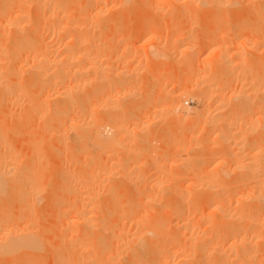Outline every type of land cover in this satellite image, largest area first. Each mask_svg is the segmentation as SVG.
<instances>
[{
  "label": "rangeland",
  "instance_id": "374dc122",
  "mask_svg": "<svg viewBox=\"0 0 264 264\" xmlns=\"http://www.w3.org/2000/svg\"><path fill=\"white\" fill-rule=\"evenodd\" d=\"M7 1H8L7 3H9V4H7L5 2V0H4V5L3 6H7V9H8V6H9V8H11V3H13V1H16V0H11V1L7 0ZM18 1H20V0H18ZM77 1H78V3L75 2V0H66L63 3V0H61L62 6H66L67 7V8H65V7H62V8L63 9L65 8V10L66 9L69 10V13H66L68 10H66V11L64 10V12L66 14H70L69 16H71L73 18L76 17L78 19L79 16L83 17L81 15H85V13L84 14H81V13L78 14L77 12H81L82 8H83L82 12H85L86 11L84 9L85 7H86V9L90 8V4L87 3L90 0H88V1L87 0H77ZM142 1H144V2H142ZM146 1H148V2L145 3ZM172 1H174L177 4L173 3ZM172 1H169V0L168 1L167 0H93L92 3L90 2L91 6L93 5V7H94L92 9H94L96 11L99 10V12L102 15H100L99 12H94L93 13V10L91 9L92 10L91 11L89 9L88 11H90V12H88L87 14L91 15V19L93 18V16L95 17V18H93L94 22L92 21L93 22L92 23L93 26L90 23L91 19L88 20V21L85 19L88 16H89L88 19L90 18V15H87V14H86L87 17L85 16V17H83L84 19H82V20H85V21H82L80 18H79V20H81V21H79V20L76 21L80 25L83 24V26H82L83 28L82 27H77L78 29H80L79 32H82V34H83L84 30H81V28L84 29L87 26H89V28L92 29V28L98 26L97 19L101 22V23L99 22L100 23L99 25L101 26L102 29H100L99 34H97V36H95V39H96V41H98L102 37V39L100 41L101 42L103 41V42H102V44H101V42L99 43V45H101V46L98 47V50L100 52V56L99 57H101V55L103 54L101 59L105 58V59H102L103 60V66H105L106 68H109V69H111V67L113 66L112 68H116V70H120V69L125 68L123 70H126L127 75L125 74V77H124L125 79L124 80L127 79L126 82L127 81L128 82L129 81H131V82L133 81V83L130 82L131 83L130 85H133L135 87V88L134 87L133 88H134V91L136 92V98H134L133 101L131 99H129L130 100V101L128 100L129 102L126 100L125 102L127 104L122 105L123 104L122 103L119 106V107H121V109H125L126 111L129 110L131 113L129 111H128L129 113L125 112L126 114L128 113V115L124 116V114H125L124 111L121 112L120 109L118 110V108H117L116 110H118L119 112H116L117 113L116 116H118V117L121 116L122 118L121 117H119V118L123 119V117H124L125 119L129 120L130 118H128V117L132 118V115L138 113L137 114L138 115V119H134L135 117H137V115L136 116L134 115L133 119L131 120L132 122L129 120V122H131V123H129L128 125H132V127L134 126V128L136 127V125H138L136 127V129H139V131L140 130L141 131L138 132V130H136L134 133H132L133 135L131 134V136L128 138V140L131 143L128 140L125 139L124 141H126V143H124V141H122V143H124V144H120L119 145V146H122V147H120L119 150H118V148H116V150L112 148L113 149L112 152H111L112 156H111V154L109 152L110 150H109L108 151L109 153L107 152V153L104 154L105 156L103 155V153L102 154L100 153L98 155L92 154V156L95 155L94 156L95 158L93 157L94 158L93 159L90 156V154L84 153L83 150L82 151H80V150L77 151V149H74V148L77 147V145H76L77 143H76V140H75L76 139L75 133H72L74 131L73 130L69 131V128H68L70 120H68L67 122L65 120V123L64 122L59 123V121H61V120L57 118L56 121L53 123L54 127H52V124H51V126H48V125H49V123H52L51 120L54 121V119L53 118L50 119V120L48 119V116H49L48 115L49 114L48 111H47L48 114H46V110H45L44 113H43V110L36 111V112L41 113L42 116H43V119L44 120L45 119L49 120L50 121V122L48 121L49 123L47 121H43V119L41 121V119H39V118H42L40 116L41 114H37L36 112H34L35 110H29L28 112L27 111H23L24 108H25L24 110H26V108L27 109H32L29 106V104H28L26 99H36L35 97H32V96H36V93H37L36 97L40 98L39 97L40 94L38 92L41 90V88H40L41 87V84H40L41 82L38 79H35L34 77H31V76H30V78H32V80L35 79L34 81L38 80V83L34 82V81H30L31 79L29 77H27L30 74H28V73H27L28 75H24L23 74L21 76V78L23 77L22 81L19 80V82H20L19 84L21 86L22 85L24 86V87L22 86V88L24 89L23 91L25 92V93L22 92L21 94L24 93V95L26 94V96H27V98H26V96L23 95L24 96V98H23V96L20 95L21 99L19 100V103H21V104H19V105H21V107L19 105H16V108L14 106H11V109L8 110V108H10V107H6L7 104L3 103V102H5V100L0 97V99H2L0 101V137H2L1 138L2 141H4V143H6L5 144L6 148H4V150H5L4 152H7L6 149L8 150V152H9V150H12L11 152H14L13 154L16 157V160L18 161V164H20L22 162V164L25 163V164H23L25 166V165H27V163L31 162V164H33L35 167L33 165H31L33 167H31L32 169H30L31 171H29V172H32V170H33V174H34L33 176H36L38 174L34 178H36V180H38L40 178V179L44 180L45 183H46V181L48 182V183L45 184L46 187L43 184V189L44 190L41 191V194L42 193L43 194L41 195L40 193H38L39 194L38 196L41 195L40 199H42L43 202L41 200L40 203H38V205L36 207H33V208L31 207L33 209V211H32L31 208H29L30 206L29 207L26 206V207L29 208L30 212L27 211L28 209L25 208V204L22 201H20L22 203L18 202V200H20V198L22 197V196H20L22 194L19 193V197L17 196L18 198L17 199L15 198L14 194L18 193L17 187L14 188L17 192L16 191L14 192L13 188L11 190H8V192H6L7 194H5V195H8V198L7 197L4 198L3 196H1L2 198L0 197L1 198L0 199V216H2V218H0V220L4 219V220L8 221V223L10 224V222H16L20 217H22L21 214L22 213L24 214L26 212L25 213L26 215L24 214V217H22L23 219L20 218L19 221H18L19 223L17 222L19 224L17 226H19V228H22V227L27 226V225L30 226L31 223H33L34 226L36 224V227H34V226L32 227L33 224H31L30 228L32 227V228L36 229L37 227H39V228H37V230L38 229H39L38 231L41 230L40 231L41 232L40 236L42 235L41 238L43 237V242H44V244L42 245L41 248L45 247L44 249L38 250L39 252H35L34 251V252H32L33 254L30 252L29 254H31V256L27 255V254L25 256L18 254V257L14 258L16 260H14L15 262L13 261V263H16V261H17L18 263H16V264H19V263L20 264L21 263L22 264H24V263H26V264H56V262H57V264H60L61 262H63V264H67L69 262L70 263L72 262L71 264H83V262L86 264V262L89 261L88 264H98V263L100 264V262L103 261V262H105L103 264H132V263L134 264V262L137 259H139L137 262H139L141 260L140 264L141 263L144 264L146 261L150 260V258L152 259L153 258L152 256L155 253L157 254L161 247H164L166 245V247H168V250L170 252L173 251L172 254H170V255H172V257L169 255L171 257V259H170L171 261L168 259L170 264H186V263L187 264H191V263H193V259L195 257L194 252L196 251V246H197L196 244H198V245H202L203 244L204 245L205 243L207 244L208 242L211 243L213 241V239H214V233H213V231L211 233V229L212 228L213 229L216 228L215 224L217 225L219 223L218 221H220L219 220L220 219V217H219L220 214H218L219 212L216 211L214 209V207H213V204H215L216 202H214V200H213V201L208 203L206 200L203 199L204 200L203 201L201 199L203 197V195H201V194L206 195L207 193H205V192H208L207 189L209 188L208 187L209 185H207V184H209V181H207V180H210L209 178H218V176L223 175V173H226V174H224L225 177L223 175L224 179L223 178L222 179L225 180L224 184L226 185V186H224V194L226 196L228 195V197H229V199H228L229 201L226 200L227 198L225 199L226 203H228L226 205H228V207H230V208H232L234 206V204L236 202L235 198L238 196V194H240V196L242 197V194L245 193L244 191L245 190L247 191L249 189L248 187H250V185L253 186V182L254 181L253 182L251 181V179L254 180L253 178H250V180L247 181L246 178H243V176H244L243 175L244 174L243 171H234L233 168L231 169L232 162H233L232 160H234V159H230V157H228V155H225L226 154L225 149L221 148V146L218 147V145L216 143H215L216 145L214 144L213 140L211 139L213 137L212 135H214L213 134L214 126L205 125L206 124L204 122V120H206L205 119L206 118L205 114L209 113V112L208 113H206V112L209 111V110L212 112V114L215 113V111L217 112L218 110H215V109L217 108V105L219 106V104L217 103V101L214 98L212 99V98H209L208 95H204L205 92H202V95H204V96H202V95L199 96L201 94L200 90L196 89L197 87L193 86V85H195L196 82H197L194 79L199 77V82H200L201 78H202L201 76H203V78H204V75L206 74L205 76H208V77H206V79L209 78L208 79V81H209L208 83L211 82L212 84H215L218 88L221 89V91L216 86H214V88L216 87L218 89V91H220L221 93L223 91V93H222L223 95L227 93L225 95L226 97L222 96L225 99V100L223 99V104H224V105L222 104L223 109L220 110V111H222V116L225 117V115H228V114L232 113V109H233L232 107H233V104H234L233 102L234 101H231L228 97H229V94L232 92V90H234L235 87H237V85L235 84L236 80H235V77L232 74H230V73L228 74V72H226V78L225 79L223 77H220V78L217 77L218 75H216L215 77L213 76L212 77L213 79L209 77V76H212V74H210V73H211V71L213 73V70L215 68L214 65L216 64L215 61L217 59V57H216L217 52L214 51L213 47L214 48H218L219 47L218 48L219 50H229V55L231 54V52L232 53H237L238 52L239 55H240V52H241V55H243V60L245 58L247 59V60H245V63H246L245 66H247V69H249V71L251 72V71H253V69L256 68L255 70L256 71L258 70L257 72H255V70H254V72L256 74H258V75L263 74L264 73L263 72L264 71V43H263L264 42V40H263L264 39V34H263L264 31L263 30L264 29H262V27L264 26V24H263L264 21H261V19L263 20V17H264V9H263L264 8V2H263V0H256L257 2L255 0H249V1L248 0H241L240 2H238V4H242L243 1H247V2H244L245 6L246 5H248V7L251 6L252 9H253L251 11V8L249 10V8L247 6H246L247 8H245V6L238 5V8H236L237 5H235V2H237V1H235V0H224V2L221 1V0H218V1H220V3H217V6L220 5V4L222 5V6L220 5L221 8H220V6H218L220 9L218 7H215V5H216L215 3H216L217 0H214L215 3H213L214 1L212 2L211 0H209V2H208V0L207 1L206 0H203V1L202 0H199V1L198 0H177V2H176V0H172ZM227 1H229V2H227ZM233 1H235V2H233ZM93 2H95V3H93ZM206 2H208V3H206ZM210 2H212V4H215V5H212ZM221 2L224 3V5ZM225 2H227L228 5ZM15 3H13V4L15 5ZM170 3H172V4H170ZM203 3H205L206 6ZM244 3H243V5H244ZM5 4H7V5H5ZM18 4H20V2ZM77 4H78V6H77ZM97 4H98V6H97ZM233 4L235 6L234 9L231 8V6H233ZM256 4H258V5H256ZM94 5H96V6H94ZM195 5H197V6H195ZM209 5H211V6H209ZM255 5L259 6V9L261 8L262 13ZM226 6L227 7L229 6V8H227ZM17 7H21V6H17ZM13 8H15V6L14 7L12 6V9ZM77 8H80V9H77ZM207 9H210L211 11L207 10ZM228 9H230V10H228ZM232 9H233V11L235 13L232 12ZM235 9L238 10V11H236ZM70 11H73V12L75 11L76 12L75 16H73L74 13L70 12ZM258 11L260 13H258ZM28 12L30 13V19L31 18H35L34 16H32L30 11H28ZM177 12L179 13V16H178V14H176ZM96 13H99L98 17L95 16ZM259 14H260V16L262 15L261 19L258 18ZM230 17H231V19H230ZM76 18H74L73 20H75ZM30 19H29V22L31 21V23H34V24L36 23V26L32 25L31 23L24 24V25H26L24 28H27V30L24 29L25 30L24 31L25 35L24 34L23 35L24 36L27 35L28 38L31 37L33 39L32 40L33 44L37 43L36 40H35L36 37H37L38 38L37 41H39V40L42 41V40L46 39V41H48L49 43H51V44L53 43L52 45H53V47H55L54 46L55 43L53 42L55 37H53V39H51V37H50L51 34H49L48 32H44L45 31V27H43L44 29H42L43 32L40 33L39 30H41V28L39 29V27H41V24L38 23L39 21L35 22V19H33V20H30ZM69 20L71 21L70 17H69ZM95 20H96L97 23L95 22ZM233 20H235V21L232 22ZM236 21H237V23H235ZM248 21H250V22H248ZM260 21H261V23H260ZM110 22H111L112 26H110L111 28L109 29V25L108 24H110ZM85 23H86V25L88 23V25L86 26ZM231 23H233V24L235 23V25H232ZM257 23L259 25L263 24V26L260 27ZM29 24H31V25H29ZM79 24L77 26H79ZM209 26L215 27V28L212 29L215 32L214 31L210 32L211 28H208ZM216 26H217L218 29L216 28ZM107 27H108L109 30L106 31ZM256 27H258V28L256 29ZM77 28H76V30H77ZM94 29H96V28H94ZM208 29H210V30H208ZM37 30L39 31V32H37L39 36H37V33H36ZM76 30H75V32H76ZM68 31H70V29ZM68 31L65 33L66 36L67 35H69V37L72 36L71 34H72V32L74 30L73 31L71 30L69 32L71 34H69ZM9 32L12 33V34H10L11 36L8 34ZM9 32L7 31L6 34L8 36L5 35L6 36L5 37V36H2V32H1V29H0V36L5 37L6 39L9 38V37L12 38L13 31H9ZM79 32L77 31L76 34L79 33ZM101 32H104V33H102V35L99 36V38H98V35H100ZM43 33H45V35ZM47 33L50 36H48ZM176 33H177V35H176ZM41 34L44 35V37L43 36L41 37L40 36ZM65 34H63L64 37H65ZM73 34L75 35L74 32H73ZM28 35H30V36H28ZM63 35H61V36H63ZM78 35H80V34H78ZM186 35L188 36V38L186 37ZM222 35H223V37H226V35H228V36L231 35L232 37H238V39L240 37V39H239L240 44H237V46L238 45H240V46L237 47L236 44H235L236 47L233 44H229V46H227L225 44L226 45V46H224L225 49L224 48L220 49V47L226 41V40L222 39ZM174 36L175 37L177 36L178 38H180V43L182 45H180L178 47L171 46V49H166L167 53H166V51L164 52V50H165L164 48H167V45L169 44L170 40L172 38L173 39L175 38ZM231 36L227 37V38H231ZM257 36L259 37V39L262 40V41H260L258 43V45L257 44H253L254 40H256L258 38ZM39 37H40V39H39ZM80 37H81V35H80ZM170 37H172V38H170ZM208 37H209V39H208ZM68 38H67V41H69ZM194 38L198 39V41H203V42H205V39H207V42H205V45L201 42L202 45L200 46V44H194V42H195ZM187 39H188V42H187ZM201 39H204V40H201ZM63 40H65L64 42H66V38H64ZM208 40H211L210 42L212 44ZM215 41H217V42H215ZM242 43H244V46H243ZM250 44L253 47V51L250 50V49H252V47L248 48V47L251 46ZM58 45H56V46H58ZM183 45H185V46H183ZM259 45H262V46H260V48H258ZM5 46L10 48V46H8V44L5 45ZM5 46H4V48H5ZM216 46H218V47H216ZM184 47H185V49L186 48H190L191 50L188 51V53H186V52H184ZM2 48H3V46H2ZM57 48L60 49L61 46L60 47L59 46L55 47V49H57ZM179 48L183 49L182 53H180L181 49H179ZM6 49L8 50V52H7ZM11 49H12V51H11ZM13 49H14V47H12V46H11L10 49L5 48V51H6L7 54L4 53L5 54L4 57L8 58V56L10 57L11 54L13 56L16 55L15 53H11V52H14ZM103 49H105V50H103ZM9 50H10V52H9ZM102 50L104 52H102ZM108 51H111L114 55L113 54L111 55V52H108ZM8 53L9 54L11 53V54L9 55ZM158 53H159V55H161L159 58L155 57ZM109 55L112 57V59H110ZM187 55H189V56H187ZM192 55H194V56H192ZM104 56H106V57H104ZM153 56L155 58H153ZM15 57H13V58L11 57L12 59L11 58L10 59L12 61L16 62L17 61V59H16L17 57L16 58ZM117 57L118 58L120 57V59H118ZM122 57H124V60H122L123 59ZM7 58H6V61H7ZM236 58L237 57H235V59ZM10 59H8V61H10ZM108 59H110V60H108ZM113 59H116V61H117L116 62L114 60L116 62L115 65L118 64L120 61L124 62V63H119L118 65H120V66L117 65L118 67H115V65L114 64L112 65V63H111V62L114 63ZM150 59H152V60H150ZM102 60H100V62ZM126 61H128L127 63L130 64L129 66H128V64H126ZM249 61H251L250 62L251 64L249 63ZM9 63H11V62H9ZM248 63H249V66H248ZM6 64H8V63H6ZM105 64H107V65H105ZM186 64H189V65L186 66ZM253 64H256V65H253ZM189 68H190V70H189ZM131 69H132L133 73H132ZM192 69H194V70H192ZM198 69H199V71H198ZM204 69H206V70H204ZM6 71L3 73V78H6V75L7 76L9 75V73H6ZM198 72H200V73H198ZM207 72L208 73L210 72V73L208 74ZM254 72H252V73H254ZM256 74L254 76H256ZM227 75H229V76L232 75L234 77V78L233 77L232 78L235 81L233 79L231 80V78H229V76H227ZM11 76L12 75H10L8 77L10 78ZM263 76L264 75L257 76V77H260V79L263 78V80H264ZM27 78H29L30 80L27 79ZM215 78H216V80H215ZM221 79H224V80H221ZM210 80H212V81H210ZM263 80H262V82H264ZM194 81H195V83H194ZM224 81H226V82H224ZM23 82L25 84H22ZM135 82H137L138 84H136ZM206 82H207V80H206ZM222 82H223V84H222ZM202 85L203 84H201L200 86H202ZM224 86H226L227 88L224 87ZM222 87H223V89H222ZM192 88H195V90L192 89ZM228 88L230 89V91H229ZM35 90H38V92L35 91ZM198 91L200 92V94L198 93ZM33 92H36V93L34 94ZM195 93H198V94L195 95ZM205 96H207L206 98L207 99L209 98L210 100L209 99L206 100L205 98H202V97H205ZM195 97H198L197 98L198 100ZM193 98H195L196 101H194L195 99L193 100ZM199 98L201 100L200 102H198ZM53 100L55 102V98ZM53 100H51V101H53ZM25 102L27 103V106H29V107H27V106L23 107L22 104L24 103V105H26ZM197 102L199 103V105H198ZM1 103H3V106L5 105V108H7L6 110L3 108ZM129 103H132L133 106L131 104H129ZM127 105L131 106L130 108H132V107H134V108L128 109ZM201 105H203V106H201ZM124 106H126V107H124ZM12 107H14V108H12ZM206 108H209V109H206ZM12 109H15V110H12ZM133 109H135V111ZM4 110H5V112H4ZM10 110L12 112H10ZM16 110H17V112H16ZM138 110L140 112V115H139ZM6 111H7L6 115H9V116H13L16 113L20 112L19 117L22 116V118H20L21 121L20 120H19L20 122L18 120L14 121V117H15V119L18 118V114L19 113L17 115H15V116L11 117V118H13V119H11L9 116H5L3 114V112L6 113ZM31 111H33L36 114H34V115H33V113L30 114ZM25 112H27L28 115ZM10 113H12L13 115L12 114L10 115ZM95 115H96V117H97V115L100 116L99 114H95ZM95 115H94V117H95ZM62 120L64 121L63 117H62ZM116 121H121V120L117 119ZM71 122H73V121L71 120ZM122 122H125V121H122ZM126 122H128V121H126ZM55 123H57V124H55ZM58 123L61 124V125H62V123H63V125H66L67 128L65 126H60V127L63 128V131H65L66 129H68V130L65 131V132L62 131V128L60 130V128L58 127L59 126ZM143 123H144V125H142ZM45 125H47L48 131H50V129H51V132L57 126V128H55V129L60 130L61 133L63 132L62 134H64L63 136L65 137V140L63 141V143L66 146L62 142H58V139H57L58 136L57 135H55L57 137L53 136L54 134H57V133H54L55 130L53 132L54 133L53 135H51L50 133L45 131L47 129V127ZM128 125L126 124L125 126H128ZM146 126H147V128H146ZM50 127H52V128H50ZM217 127H218V125H217ZM210 128H211V130H210ZM3 131H4V133H3ZM15 131H18L19 133H16ZM56 132H58V131H56ZM6 133H8V134H6ZM58 134H59V132H58ZM255 135L257 137V133ZM4 136H6V137H4ZM51 136L54 137L55 139H53ZM249 136L250 135H248V137ZM248 137H247V140L249 139ZM250 137H252V135ZM253 137H255L254 134H253ZM131 138H132V140H131ZM251 139H253V138H251ZM249 141H250V139H249ZM55 143H57L56 146H55ZM59 143H61V144H59ZM130 144H132V145H130ZM58 146L59 147L62 146V147L57 148ZM124 146H126V147H124ZM31 147H34V149L31 150V151H33L32 154H34V157L32 156L33 157L32 160H30L31 159L30 155H32V154L28 153V150H30ZM54 147H56V148H54ZM131 147H132V149H131ZM202 147H203V149H202ZM123 148H124V150H123ZM246 148H244V150H247ZM134 150H136V152ZM208 150H209V152H208ZM2 151H3V149L0 150V152H2ZM31 151H29V152H31ZM128 151L130 152V154L128 153ZM137 151H138V153H137ZM140 151H141V153H139ZM218 151H221L223 154H220V152H218ZM246 152H248V151H246ZM246 152L244 151L245 154H246ZM123 153H125V154H123ZM27 154H30L29 155L30 157L26 159L25 156ZM138 154H140L141 156L138 155ZM205 154H206V156H205ZM106 155H107V157H106ZM130 155H131V157H130ZM151 155L154 156V157H151ZM167 155L169 157H167ZM172 156L175 157V158H172ZM259 156H261V157H259ZM259 156H258V158L256 157L257 158L256 164H255V162H253L255 160H252L255 157H252V159H251L252 161L247 159L245 161L246 164L248 165L249 163H247V162L251 161V162L254 163V165H252L253 164L252 163L251 165H248V166H251V167H253L255 165L258 166V164L260 162H262V159H264V158H262V157H264V153L262 152V154L259 155ZM22 157H24V158H22ZM100 158H101V160H100ZM108 158L110 160H108ZM137 158H138V160H137ZM195 158H196L197 161L194 160ZM226 159H227V161L225 162ZM20 160H21V162H20ZM95 160L97 162H95ZM173 160H175V161H173ZM33 161H34V163H33ZM89 161H91V162H89ZM104 161H107V162H104ZM257 161H258V163H257ZM177 162H179V163H177ZM263 162H264V160H263ZM87 163H89V164H87ZM93 163L95 164L94 167L96 166L95 168L93 167V165H91ZM97 163H99V164L97 165ZM134 163L137 165V167L134 169L135 173L131 171L132 170L131 166H134L135 165ZM169 163H171V165ZM219 163H221V164H219ZM22 164H20L19 166H23ZM110 164H111L112 167L110 166ZM121 164H123L124 167ZM86 165H88L91 168L88 169V166L86 167ZM184 165L187 166V167H185ZM260 165L264 167V163H263V165H262V163H260L258 168L261 167ZM101 166H103L104 168L103 167L100 168ZM192 166H194V167H192ZM108 167H109L110 170L107 169ZM204 167H206V168H204ZM105 168L107 170H105ZM128 168H130V169H128ZM258 168L256 167V169H258ZM61 169H62V171H60ZM111 169H113V170H111ZM136 169H137V171H136ZM261 169L264 170V168L261 167V168H259V172L260 173L264 172V171H261ZM83 170H84V172H83ZM218 170H219V172H218ZM231 170L234 171V172H232ZM123 171H125L126 173L128 171H130V172L127 173L128 175H126V178L123 175V174H125V172H123ZM176 171H178V172H176ZM63 172L65 174H67V176L64 175ZM93 172H96V174L93 173ZM102 172H104V173L107 172L108 175H109V172H112L114 174V176H112L113 174L110 173L112 175L111 176L109 175L110 177L107 179L105 177H102V174H101ZM204 172H206V173H204ZM180 173H182V174H180ZM203 173H204V175H203ZM129 174H131L130 177H129ZM148 174H149V176H148ZM176 174H178V175H176ZM216 174H217V176H216ZM261 174H263V173H261ZM30 175L32 176V173ZM91 175H93V177ZM134 175H137V177L134 176ZM158 175L160 176V178H159ZM197 175H199V177ZM31 176L29 178L34 180V178L31 177ZM99 176H101V177H99ZM127 176L129 177V179H128ZM145 176H146V178H145ZM89 177H90V179H88ZM187 177H190V178H187ZM200 177H201V179H200ZM61 178H63V179H61ZM131 178H132V180H130ZM205 178H208V179L205 180ZM143 179H145L146 182H145V180L141 182V180H143ZM151 179L155 180L156 182L151 180ZM236 179H238V180H236ZM33 180H32V182H34ZM73 180H74V182H73ZM104 180H108V181L104 182ZM231 180H232V183L230 182ZM84 181L87 182V183H85ZM196 181H197V183H196ZM147 182H149V183H147ZM153 182H155V183L152 184ZM243 182L244 183L247 182V184L243 185L244 184ZM248 182L251 183V184H249ZM41 183H43V181ZM88 183H91V184H88ZM192 183H194V184H192ZM111 184H113V185H111ZM203 184H205V185H203ZM263 184H264V179L261 181L262 189H264V185ZM38 185H40V184H38ZM81 185H82V187H81ZM104 185H106V186L109 185V186H107V187H109L108 188V190H109L108 192L105 191L107 187L104 186ZM147 185H149V186L147 187ZM261 185L259 186L260 188H261ZM66 186H68V187H66ZM45 188H46V191H45ZM48 188H50V189H48ZM81 188H82V190L84 188H86V189H84L85 191L87 190L86 192L85 191H81V192L82 193L84 192V195H86L85 196L86 197V199H85L86 201L85 202H86V204L88 203V205L90 206V207L87 206L88 208H87V211H86L87 212V216H89V217H86L87 218L86 219L87 222L89 221V223H87V224H89V225L87 226L85 224L84 226L83 225L81 226V225L78 224L77 226L74 225V226H72V228H69V227H71V225L68 226V225H65V223L63 224V220L73 218L72 215L76 214V212H77L76 208H78V206H76V203H77V205L80 206L79 202H82L83 201L82 199L84 198L82 193L80 194L81 198L78 197L80 199V201H79V199L71 198L73 196L71 194H69V190H71V191L73 190L74 191L76 189V190L80 191ZM96 189H98V190H96ZM52 190L54 191V193L57 192L56 195L51 193ZM62 190H64V191H62ZM66 190H68V191H66ZM228 190H230V191H228ZM231 190H232V192H235V193H232ZM10 191L14 192V193H12L13 195L11 194V196L9 194ZM202 191H205V192H202ZM177 192L180 195H178ZM229 192H231V193H229ZM107 193H109V194H107ZM142 193H143V196L138 198L139 196L142 195ZM195 193H196V195H194ZM52 195H54V196H52ZM70 195H71V197L68 199V197ZM144 195L146 196V198H145L146 200L143 198V197H145ZM230 195H232V196H230ZM55 196L56 197L59 196V197L56 199ZM191 196L193 198H191ZM107 197L109 199H107ZM187 198H188V200H186ZM49 200H51V201H49ZM67 200H68L69 203L67 202ZM75 200H76V202H75ZM90 200H92L93 202L90 201ZM147 200H149V201L147 202ZM180 200H182V201H180ZM184 200H186V201H184ZM195 200H196L197 203L195 202ZM230 200L233 201V202H230ZM243 200H242V202H244V203L242 205L245 204L244 206H248L246 208L251 207V203H252L251 201L254 202V200L251 199V197H250V200H249L248 196L245 199H243ZM245 200H247V203L245 202ZM104 201H106V202H104ZM113 201H114V203H113ZM115 201H116V203H115ZM193 201L195 202V204H193ZM198 202H201V203H198ZM204 202H207V203H204ZM52 203H54V205H56V206H53ZM72 203H74V204H72ZM135 203H137V204H135ZM148 203H149V205H148ZM184 203L188 204V205L186 206ZM255 203L256 202H254L253 204H255ZM92 204L94 205V207H93ZM166 204H168V205H166ZM170 204H172L171 206H173L175 204L176 207H178L179 211H180V206L182 207L181 208L182 211L178 214V216L177 217L173 216V218L175 217L176 219L174 220L172 218V220H174L173 221L174 224L178 223V226L179 225L181 226L179 228H178V226L176 227V228H178V230L173 229V227H172L173 230H175L176 232L179 231V234L181 233L180 235L177 233L176 236H174L176 238L179 237L180 239L178 238L177 239L178 241L176 240V238L174 239L173 235H175L174 234L175 231H173V230L170 231L169 230L170 228H166V227L162 226L164 232L166 231V233H164V235H167V233L169 231L170 233L168 235L172 236L173 240L170 241L169 238L166 239L167 236H164V235L163 236L166 239V241H165V239L158 237V241H160L159 239H163L165 242L162 240V243H164L165 245H163L162 243L161 244L160 243H156L157 242L156 240H155L156 242L153 241V244L156 243L155 246H158V244L161 245L160 248L157 247L158 251H157V249L153 248V250L157 251V252L155 251L154 254H153V252H149L150 249H147L146 246H149L150 248L152 246V245H148V244H150L148 242H146L147 245H145L146 249L145 248L141 249L139 244H138V238L136 239L135 237L137 236V234L143 233L142 232L143 226H141L139 224H137L138 225L137 226L136 223H134V222L148 221L147 219L154 218V216H157V217L160 216L161 217L162 214H163L162 208L165 205L169 206ZM182 204L184 206H186V207H183ZM229 204H230V206H229ZM95 205H96V208H95ZM114 205H116V206H114ZM15 206H16V209H15ZM22 207L25 208V209H23ZM72 207H74V210H73ZM194 207H196L197 209H195ZM89 208L92 209V210H90ZM126 208H129V209H126ZM236 208H237V204H235L233 209H236ZM18 209H19V211H18ZM20 209H23V210H20ZM188 209H190V210H188ZM68 210L72 212V213L70 212L72 215L68 213L67 214L68 215L67 218L64 219V217H66L65 213ZM125 210H128V211H125ZM239 210L240 209L237 208V211H239ZM183 211H184V213L182 214ZM32 212H34V213L30 214ZM130 212L132 213L131 215H130ZM248 212H250V210L246 211L247 214H248ZM28 214H30V215H28ZM128 214H129V216H126ZM136 214H138V215L136 216ZM7 215L10 216L11 220H8L10 218H7L8 217ZM11 215H13V217L15 219H12ZM18 215H20V216H18ZM118 215H119V217H118ZM180 215L182 216L181 218H180ZM25 216H28V217H25ZM138 216H139V218H138ZM17 217H19V218L16 219ZM58 217H59V219H58ZM177 218H180V219H177ZM134 219H136L137 221L134 220ZM181 219H183V220H181ZM20 220H21V223H20ZM26 221H28V222H26ZM95 221H97L98 225L96 224ZM132 221H133V223H132ZM29 222H30V224H29ZM143 222H142V224H144ZM185 222H186V224H185ZM4 223H5V221H4ZM90 223H91V225H90ZM93 223L96 224L97 227H96V225H93ZM103 223L106 224V225H104V227L101 225ZM189 223H191L190 224L191 226L189 225ZM184 224H185V226L188 225V228L190 227L188 232H190V230H192V232H194L192 237H190L189 233H188V237L193 238V239L194 238L196 239L198 237H202L203 239L205 238L206 240H208V239L209 240L208 241L203 240L201 242L202 239L199 238L200 241H199V239H196L197 241L196 240H191L192 243L185 242L186 240H184L183 233H182L185 230L184 231L182 230V232L180 231V228L182 229V227H183L182 225H184ZM13 225H14V223L10 224L11 227L15 228L16 225H14V226ZM20 225H21V227H20ZM212 225H214V226H212ZM85 226H86V228H85ZM89 226H93V227H89ZM100 226H102L103 228H100ZM106 226H107V228H106ZM111 226L114 227V228L113 229L110 228ZM73 228H75V229L73 230ZM76 228H77V230H76ZM104 228H105V230H103ZM262 228H264V226L258 228V230L262 231ZM70 229H72V230L69 231ZM106 229H109L111 233L109 232V230H106ZM116 229L118 231L119 230L120 231L118 232ZM137 229H138V231L139 230H141V231L138 233V231H136ZM75 230H76V232L79 231L80 234H81L80 236H82V237H79L78 236L79 234L76 235L77 233L74 232ZM147 230L148 231L146 233H149L150 230H154V229H147ZM206 230H208L210 233H207L208 231L206 232ZM261 231L258 232L256 230L255 234L257 235V233L259 234ZM65 232H67V233H65ZM81 232H85V233H81ZM114 232L115 233L117 232V234L119 233V237H120L119 239L120 240L117 239V237H118L117 234H114L116 239L114 238V235L113 236L111 235ZM121 232L124 234V235L121 234L122 237L120 236ZM262 232L264 233V229H263ZM261 233H260V235H261ZM68 234H70V235H68ZM97 234H99V235H97ZM207 234H210L211 237H210V235H207ZM255 234H253V235L251 234V236L254 237ZM66 235L68 237H66ZM83 235L88 236V238L85 237L86 239H83ZM143 235H144V233H143ZM204 235H206V236H204ZM72 236H73V238H72ZM76 236H78L82 240V242L89 241V244L86 243L88 245V247L86 246L85 243H81V244H85V246L87 247V249H85L86 253L83 252L84 245H83V248H82L81 252L79 251L80 250L79 247L81 246V244L79 242H81V241ZM91 236H93L94 239ZM163 236H161V237H163ZM60 237L61 238L63 237L62 238L63 240ZM95 237H96V239H95ZM137 237H139V235ZM212 237H213V239H212V241H210V238H212ZM73 239H74V242H73ZM75 239H76V241L78 239V242H76ZM88 239H91V240H88ZM127 239H129V240H127ZM146 239H148V238H146ZM146 239L144 241H148ZM155 239H157V237ZM226 239H228V238H226ZM226 239L224 240V242H227ZM134 240H135V242H134ZM97 241H98L99 244L97 243ZM204 241H206V242H204ZM67 242L70 243V244H68ZM106 242H107V244H106ZM128 242H131V243L129 244ZM171 242H173V243L176 242L175 244H177V246L179 245L178 246L179 248H178L175 244H173L174 246H176V247H174L175 248V252H174V249L172 250L173 246H171L172 245ZM194 242H195V244H194ZM59 243H61V244L59 246L55 247ZM73 243L74 244L79 243L80 246L79 247L77 246L79 249H77V248L75 249L74 248L75 245ZM96 243H97V245H96ZM124 243H126V246L128 244V246H127L128 249H127V247L125 248ZM185 243H186V245H185ZM104 244H106L107 246H109V245L110 246L109 247L103 246ZM112 244H113V246H112ZM98 245H99V247H98ZM101 245H102V247H101ZM131 245H133L134 247L131 246ZM180 245L181 246L183 245V246L181 247ZM194 245H196V246H194ZM130 247H132L131 248L132 250L130 249ZM166 247H164V249ZM185 247L186 248L189 247L188 250L186 249L187 251L183 250V249H185ZM102 248H105V249L107 248V249L106 250L105 249L102 250ZM180 248H183L181 250L184 251L185 253L183 252V254H182L181 253L182 251L180 250ZM98 249H99V252H98ZM125 249H127V250H125ZM178 249H179V251H181L180 253L183 256L182 255L180 256V253H179ZM107 250L108 251L110 250V251H109V253L106 254V252H108ZM133 250H134V252H133ZM146 250H148V252ZM151 250H152V248H151ZM61 251H63V252H61ZM87 251H89L90 253L87 252ZM103 251H105V253ZM166 251H167V249H166ZM169 251L166 252V253H169ZM176 251H178V252H176ZM159 252L162 254L163 252L165 253V250H163V252L162 251H159ZM113 253H114V255H113ZM147 253H149V254L152 253V255L150 257H148V259H147V255L149 256V254H147ZM160 253H158V254H160ZM83 254H85V255H83ZM184 254H185L186 257L184 256ZM66 255H67V257H66ZM165 255L168 256V254H165ZM191 255H193V258H192ZM98 256H99L100 260L98 259ZM144 256H145V258H144ZM154 256H156V255H154ZM167 256H165V258H167ZM215 256L216 255L211 257L210 260L207 261V263L208 264H211V263L212 264H215V263L217 264V262L215 260L218 259V256H216V257ZM129 257H131V258H129ZM104 258H106L107 260L104 259ZM111 258H112V260H111ZM113 258H115L117 260H115V259L113 260ZM19 259H21V260H19ZM134 259H135V261H134ZM145 259H146V261L144 262L143 260H145ZM55 260H57V261L54 262ZM97 260H99L100 262L97 261ZM1 261H0V264H7L8 263V260H7V262L5 260H4L5 262L3 260H1ZM11 262H10V264H12ZM30 262H32V263H30ZM107 262H109V263H107ZM213 262H215V263H213ZM207 263H205V264H207Z\"/></svg>",
  "mask_w": 264,
  "mask_h": 264
},
{
  "label": "bare ground",
  "instance_id": "6f19581e",
  "mask_svg": "<svg viewBox=\"0 0 264 264\" xmlns=\"http://www.w3.org/2000/svg\"><path fill=\"white\" fill-rule=\"evenodd\" d=\"M11 1V0H10ZM18 0H16V1H13V3H15V5L13 4V3H11V8H9V6H8V9H7V6H3L4 5V0H0V29H1V32H2V36H5V35H7L6 33H7V31L9 32V31H13V35H12V38H5V37H2V36H0V97L2 98V99H4L5 100V102H3V103H6L7 105H6V107H10V108H8V110L9 109H11V106H14L15 108H16V105H19V104H21V103H19V100L21 99L20 98V95H24V89L22 88V86L19 84L20 82H19V80L20 81H22V78H21V76L24 74V75H28V74H30V75H28L27 77H29L30 78V76L31 77H34L35 79H38L41 83V90L38 92V90H35V91H37L39 94H40V98H37L36 96H37V93L36 92H33L34 94L36 93V96H32V97H35L36 99H26L27 100V102H28V104H29V106L32 108V109H27L26 108V110H24L23 109V111H29V110H35L34 112H36V111H40V110H43V113L45 112V110H46V114H48L49 116H48V119L50 120V119H54V121L53 120H51L52 121V123H49L50 121L49 120H44L43 119V116H42V114L41 113H39V112H36L37 114H41L40 116L42 117V118H39V119H41V121H42V119H43V121H49L48 123H49V125L48 126H51V124H52V127H54V125H53V123L56 121V119L58 118V119H60L61 121H59V123H61V122H64L65 123V120H66V122L68 121V120H70L69 121V125H68V128H69V131H74V132H72V133H75V137H76V145H77V147L76 148H74V149H77V151L78 150H80V151H84V153H86V154H90V156L93 158L95 155H98V154H102L103 153V155L105 154V153H107L109 150V152H110V154H111V152H112V150L113 149H115L116 150V148H118V150L120 149V147H122V146H119L120 144H124V143H126V141H124L125 139L126 140H128V138L131 136V134L132 133H134L136 130H138V132H140L139 131V129H136V127L138 126V125H136V127L134 128V126L132 127V125H128L129 123H131L132 121V119H133V116L135 115H137V114H134V115H132V118L131 117H128V118H130L129 120L131 121V122H129V120H127V119H125L124 117H123V119H121L122 117L121 116H119V117H121V118H119L118 116H116L117 115V113L116 112H119L118 110L120 109V111L121 112H123L124 111V113L125 112H128V111H126L125 109H121V107H119L122 103V105H125V104H127L125 101L127 100H129V99H131L132 101H133V99L134 98H136V92L134 91V86L133 85H130L131 83H133V81L131 82V81H127L126 82V80H124L125 78V74L127 75V72H126V70H123V69H125V68H123V69H120V70H116V68H112L111 67V69H109V68H106L105 66H103V60L102 59H105V58H102L101 59V57L103 56V54L101 55V57H99L100 56V52H99V50H98V47H100L101 45H99V43L101 42L100 40L102 39V37L100 38V40H98V41H96V39H95V36H97V34H99V32H100V29H102L101 28V26L99 25L101 22L97 19V22H98V26H96V27H94V28H96V29H94V28H89V26H87L88 25V23H87V25H86V23H85V25L87 26L86 28H84V29H82L83 27V24L82 25H80L78 22H76L77 20H79V18L82 20V19H84L83 17H87V15H90V14H87L88 12H90V11H88L89 9L91 10L92 8H94L93 7V5L91 6V3H92V1L93 0H90L89 2H87V3H89L90 4V8H87L86 9V7L84 8L86 11L85 12H82V9H81V12H77L76 10V12L79 14V13H81V14H84L85 13V15H81V16H83V17H78V19L76 18V17H74V18H76L75 20H73L74 18L73 17H71V16H69L70 14H66V13H69V10L68 9H66V10H68L66 13L64 12V10H65V8H67L66 6H62V2H61V0H20V1H18ZM64 1H66V0H63V3H64ZM168 1V0H167ZM169 1H172V0H169ZM199 1V0H198ZM197 1V2H198ZM203 1V0H202ZM207 1V0H206ZM212 2L214 1V0H211ZM218 1V0H217ZM216 1V3H215V1L213 2V3H215V4H212V2H210L212 5H215V7H218V6H220V5H218L217 6V3H220V1H218L217 2ZM221 1H223L224 2V0H221ZM235 1H237V2H235ZM235 1H233V2H235V5H237L236 6V8H238V5H242V6H245V3L244 2H247V1H243L242 2V4H238V2H240L241 0H235ZM249 1V0H248ZM256 1V0H255ZM5 2L7 3L8 1L7 0H5ZM20 2V4H18ZM75 2H77L78 3V1L77 0H75ZM91 2V3H90ZM142 2H144V1H142ZM148 1H146L145 3H147ZM173 3H175L174 1H172ZM176 2H177V0H176ZM208 2H209V0H208ZM208 2H206V3H208ZM227 2H229V1H227ZM227 2H225V3H227ZM232 2V1H231ZM257 2V1H256ZM263 2H264V0H263ZM2 3V4H1ZM93 3H95V2H93ZM179 3V2H178ZM209 3V4H210ZM222 3V2H221ZM237 3V4H236ZM243 3H244V5H243ZM7 4H9V3H7ZM7 4H5V5H7ZM169 4V3H168ZM170 4H172V3H170ZM175 4H177V3H175ZM188 4V3H187ZM193 4V3H192ZM203 4H205V3H203ZM223 5H224V3H222ZM247 4V3H246ZM21 6V7H17V6ZM227 5H228V3H227ZM256 5H258V4H256ZM255 5V6H256ZM12 6L14 7L15 6V8H13L12 9ZM77 6H78V4H77ZM80 6V5H79ZM94 6H96V5H94ZM97 6H98V4H97ZM195 6H197V5H195ZM205 6H206V4H205ZM204 6V7H205ZM209 6H211V5H209ZM222 6V5H221ZM221 6H220V8H221ZM231 6V5H230ZM247 7H248V5H246ZM245 6V8H247ZM17 7V8H16ZM62 7H65L64 9L62 8ZM169 7V6H168ZM175 7V6H174ZM227 7V6H226ZM258 9H259V6H256ZM81 8V7H80ZM80 8H77V9H80ZM167 8V7H166ZM197 8V7H196ZM206 8V7H205ZM214 8V7H213ZM219 8V7H218ZM219 8V9H220ZM223 8V7H222ZM227 8H229V6L227 7ZM226 8V9H227ZM231 8H235V6H234V4H233V6H231ZM242 8V7H241ZM244 8V7H243ZM249 8V10H250V8H251V11L253 10L252 9V7L250 6V7H248ZM10 9V10H9ZM63 9V10H62ZM96 9V8H95ZM100 9V8H99ZM233 9H232V12L233 13H235L234 11H233ZM257 9V10H258ZM264 9V8H263ZM262 9V10H263ZM65 10V11H66ZM93 10V13L94 12H99V10L98 11H96V10H94V9H92ZM91 10V11H92ZM205 10V9H204ZM207 10H210V9H207ZM228 10H230V9H228ZM236 10V9H235ZM245 10V9H244ZM247 10V9H246ZM260 11H261V8L259 9ZM28 11H30L31 12V14H32V16H34L35 18H31L30 19V13L28 12ZM73 12V11H70V12H73L74 13V15L73 16H75V14H76V12ZM172 11V10H171ZM183 11V10H182ZM211 11V10H210ZM236 11H238V10H236ZM250 11V12H251ZM33 12V13H32ZM102 12V11H101ZM219 12V11H218ZM100 13V12H99ZM99 13H96L95 14V16H99ZM182 13V12H181ZM258 13H260L259 11H258ZM261 13H262V11H261ZM87 14V15H86ZM176 14H178V16H179V13L177 12ZM183 14V13H182ZM247 14V13H246ZM100 15H102L101 13H100ZM244 15V14H243ZM251 15V14H250ZM69 17L71 18V21L69 20ZM89 17V16H88ZM88 17L87 18H85L87 21L88 20H90L91 19V15H90V18L88 19ZM237 17V16H236ZM235 17V18H236ZM248 17V16H247ZM93 18H95L94 16H93ZM93 18L90 20V23L92 24L93 22H94V20H93ZM259 19H261L262 18V15L260 16V14H259V17H258ZM29 19L30 20H33V19H35V22L36 21H39L38 23H40L41 24V27H39V29L41 28V30H39L40 31V33L41 32H43V30L42 29H44L43 27H45V31L44 32H48L49 34H51V36L48 34V36H50L51 37V39H53V37H55V41L53 40V42L55 43V47H60L61 46V48L60 49H55V47H53V43L51 44V43H49L48 41H46V39H44V40H42V41H37V37H36V42L37 43H35V44H33V42H32V38L30 37V38H28L27 37V35L26 36H24L25 34H24V29H26L27 30V28H24L26 25H24V24H28V23H31V21L29 22ZM230 19H231V17H230ZM229 19V20H230ZM233 19V18H232ZM249 19V18H248ZM81 20H79V21H81ZM109 20V19H108ZM82 21H85V20H82ZM93 21V22H92ZM235 20H233L232 22H234ZM241 21V20H240ZM255 21V20H254ZM258 21V20H257ZM261 21H264V17H263V20L261 19ZM261 21H260V23H261ZM95 22H96V20H95ZM96 22V23H97ZM100 22V23H99ZM247 22V21H246ZM248 22H250V21H248ZM259 22V21H258ZM37 23V24H38ZM44 23V24H43ZM79 24V26H77L78 24ZM82 23V22H81ZM107 23V22H106ZM235 23H237V21L235 22ZM235 23L233 24V23H231L232 25H235ZM32 25H34V26H36V23L34 24V23H31ZM31 24H29V25H31ZM76 24V25H75ZM255 24V23H254ZM258 24V23H257ZM256 24V25H257ZM264 24V23H263ZM263 24H261V25H259L260 27H262L263 26ZM43 25V26H42ZM106 25V24H105ZM104 25V26H105ZM109 25V29L111 28L110 26H112L111 25V22H110V24H108ZM107 25V26H108ZM244 25V24H243ZM92 26H93V24H92ZM77 27H82L81 28V30H84L83 31V34H82V32H79L80 31V29H78ZM259 27V28H260ZM264 27V26H263ZM262 27V29H264ZM76 28H77V30H76ZM105 28V27H104ZM208 28H211V31L210 32H213L214 30H212L213 28H215V27H212V26H209ZM216 28H217V26H216ZM241 28V27H240ZM258 27H256V29H257ZM37 29V28H36ZM70 29V31L72 30H74L73 32L75 33V35L73 34V32H72V34L71 33H69L70 31H68ZM108 29V27H107V29H106V31L107 30H109ZM218 29V28H217ZM222 29V28H221ZM75 30H76V32L78 31L79 33H77L76 34V32H75ZM99 30V31H98ZM105 30V29H104ZM208 30H210V29H208ZM216 30V29H215ZM38 30L36 31V33L37 32H39ZM68 31V33L69 34H71L72 36H70L69 37V35H67L66 36V32ZM98 31V32H97ZM105 31V32H106ZM177 31V30H176ZM237 31V30H236ZM264 31V30H263ZM215 32V31H214ZM102 33H104V32H101V34L100 35H98V38H99V36H101L102 35ZM223 33V32H222ZM9 35L10 34H12V33H8ZM24 34V35H23ZM27 34V33H26ZM44 35H45V33H43ZM46 34V35H47ZM63 34H65V37H64V35ZM78 34H80L81 35V37H80V35H78ZM174 34V33H173ZM264 34V33H263ZM44 35H40L41 37L43 36L44 37ZM53 35V36H52ZM61 35H63V36H61ZM74 35V36H73ZM78 35V36H77ZM104 35V34H103ZM176 35H177V33H176ZM179 35V34H178ZM8 36V35H7ZM11 36V35H10ZM28 36H30V35H28ZM37 36H39L38 35V33H37ZM208 36V35H207ZM218 36V35H217ZM231 36V35H230ZM230 36H228V35H226V37H223V35H222V39H224V40H226L225 41V43H223V47L221 46L220 47V49L222 48H224V46H229V44H233L234 46H235V44H236V46H237V44H240V42H239V39H240V37H239V39H238V37H232L231 36V38H227V37H230ZM235 36V35H234ZM240 36V35H239ZM69 37V38H68ZM72 37V38H71ZM175 37V36H174ZM186 37L188 38V36L186 35ZM258 37V36H257ZM46 38V37H45ZM64 38H66V42H64L65 40H63ZM67 38L69 39V41H67ZM170 38H172V37H170ZM207 38V37H206ZM246 38V37H245ZM4 39V40H3ZM31 39V40H30ZM39 39H40V37H39ZM208 39H209V37H208ZM243 39V38H242ZM258 39V40H257ZM256 40H254V43L253 44H257L258 45V43L260 42V41H262L261 39H259V37L257 38ZM48 40V39H47ZM194 40H195V42H194V44H200V46L202 45L201 44V42L205 45V42H207V39H205V42H203V41H198V39H195L194 38ZM201 40H204V39H201ZM214 40V39H213ZM212 40V41H213ZM219 40V39H218ZM264 40V39H263ZM50 41V40H49ZM110 41V40H109ZM182 41V40H181ZM209 42L211 41V40H208ZM242 41V40H241ZM103 42V41H102ZM102 42H101V44H102ZM108 42V41H107ZM187 42H188V39H187ZM192 42V41H191ZM215 42H217V41H215ZM243 42V41H242ZM211 43V42H210ZM209 43V44H210ZM228 43V44H227ZM264 43V42H263ZM262 43V44H263ZM8 44V46H10V48H11V46L12 47H14V49H13V51L14 52H11V53H15L16 55H12L11 53V56L9 57L8 56V58H7V61H8V59H10L11 57L13 58V57H15L16 59H17V61L15 62V61H12L11 59H10V61H6V58L4 57L5 56V54H7L6 53V51H5V48H8V49H10L9 47H6L5 45H7ZM10 44V45H9ZM38 44V45H37ZM59 44V45H58ZM104 44V43H103ZM186 44V43H185ZM212 44V43H211ZM220 44V43H219ZM226 44V45H225ZM243 44V46H244V43H242ZM56 45H58V46H56ZM180 45H182L181 43H180V38H178L177 36L173 39H171L170 40V42H169V44L167 45V48H164L165 50H164V52L166 51V49H171V46H173V47H178V46H180ZM193 45V44H192ZM246 45V44H245ZM251 45V44H250ZM2 46H3V48H4V46H5V48L3 49L2 48ZM109 46V45H108ZM183 46H185V45H183ZM232 46V45H231ZM230 46V47H231ZM235 46V47H236ZM240 45H238L237 47H239ZM260 46H262V45H259L258 46V48H260ZM164 47V46H163ZM211 47V46H210ZM216 47H218V46H216ZM252 47V45L250 46V47H248V48H251ZM102 48V47H101ZM219 48V47H218ZM218 48H214L213 47V49H214V51L215 52H217V55H216V57H217V59H216V64L214 65V70H213V73H212V71H211V73L210 74H212V76H209L210 78H212L213 76L215 77L216 75H218L217 77H223L224 79L226 78V72H228V74L230 73V74H232L234 77H235V80H236V82H235V84L237 85V87H235V89L234 90H232V92L229 94V99L231 100V101H234L233 103V109H232V113H230V114H228V115H225V117L224 116H222V111H220L221 109H223V106H222V104H223V99H224V97H222V96H225L226 94H222L223 93V91H222V93L220 92L221 91V89L220 88H218L215 84H212L211 82V84L210 83H208L209 81H208V79H206V77H208V76H205L204 75V78H203V76H201L202 78H201V81L199 82V77L198 78H196V79H194L195 81H197L196 82V84L195 85H193V86H196L195 88L196 89H199L200 90V92H201V94H200V92L198 91V93L200 94L199 96H201L202 95V92H205V94L204 95H208L209 96V98H214L216 101H217V103L219 104V106L217 105V108L215 109V110H218L217 112L215 111V113H213L212 114V112L209 110V111H207L206 113H208V114H205V119L206 120H204V122L206 123H204L205 125H207V126H214V130H213V134L214 135H212L213 137L211 138L212 140H213V142H214V144L216 143L217 145H218V147L219 146H221V148H223V149H225V152H226V154L225 155H228V157H230V159H234V160H232L233 162H232V167H231V169L233 168V170L234 171H243V178H246V180L248 181V180H250V178H253L254 180H252L251 179V181L253 182V186L252 185H250V187H248L249 189L246 191H244L245 193L244 194H242V197L240 196V194H238V196L235 198V200H236V202H235V204H237V208H239L240 210V212L239 211H237V208L236 209H233V207L235 206V204H234V206L232 207V208H230V207H228V205H226V204H228V203H226V201H225V199L226 200H228L229 199V197H228V195L226 196L225 194H224V186H226L225 184H224V181L225 180H223L224 179V177H225V175L224 174H226V173H223V175H224V177H223V175H220V176H218V178H209L210 180H207V181H209V184H207V185H209L207 188V190H208V192H205V191H202V192H205V193H207L206 195H204V194H201V195H203V197L201 198L202 200L204 199V200H206L208 203L209 202H211V201H213L214 200V202H216L215 204H213V207H214V209L216 210V211H218L219 213L218 214H220V221H218L219 223L216 225L215 224V226H216V228H212L211 229V233H212V231H213V233H214V239H213V237L212 238H210V241H212V239H213V241L210 243V242H208L207 244L205 243L204 245L202 244V245H198V244H196V245H194V246H196V251L194 252V254H195V257H194V259H193V263H191V264H205V263H207V261L208 260H210V258L211 257H213L214 255H216V256H218V259H216L215 261L217 262V264H264V233L262 232L263 231V229L264 228H262V231L261 230H258V228H260V227H262V226H264V189H262V185H261V181L264 179V172H261V173H263V174H261L260 172H259V168H264L263 166H261V167H259L258 168V166H259V164L260 163H262V165H263V160L264 159H262V162H260L259 164H258V166L257 165H255V166H253V167H251V166H248V165H251L253 162H255V164H256V160H257V158H258V156L259 155H261L262 154V152L264 153V82H262V80H263V78L262 79H260V77H257V76H261V75H264V73L263 74H261V75H258V74H256L255 72H257L255 69H253V71H249V69H247V66H245V60H247L245 57V59L243 60V55H241V52H240V55L242 56H240L239 55V53L237 54V53H232L231 52V54L229 55V50H219ZM100 49V48H99ZM107 49V48H106ZM179 49H181V48H179ZM189 49V50H188ZM225 49V48H224ZM246 49V48H245ZM255 49V48H254ZM4 50V51H3ZM7 50V49H6ZM103 50H105V49H103ZM102 50V52H104ZM111 50V49H110ZM126 50V49H125ZM191 49L190 48H186L185 49V47H184V52H186V53H188V51H190ZM250 50H252L253 51V47H252V49H250ZM11 51H12V49H11ZM159 51V50H158ZM170 51V50H169ZM168 51V52H169ZM255 51V50H254ZM7 52H8V50H7ZM9 52H10V50H9ZM101 52V53H102ZM108 52H111V51H108ZM183 52V49H181V52L180 53H182ZM235 52V51H234ZM5 53V54H4ZM106 53V52H105ZM104 53V54H105ZM166 53H167V51H166ZM262 53V52H261ZM9 54V53H8ZM9 54V55H10ZM113 53L111 52V55H112ZM162 54V53H161ZM238 56H237V55ZM114 55V54H113ZM156 55V54H155ZM181 55V54H180ZM190 55V54H189ZM189 55H187V56H189ZM7 56V55H6ZM110 56V55H109ZM108 56V57H109ZM161 55H159V53L155 56V57H160ZM186 56V57H187ZM192 56H194V55H192ZM237 57L236 59H235V57ZM104 57H106V56H104ZM107 57V58H108ZM116 57V56H115ZM154 56H153V58H155ZM181 57V56H180ZM118 58V57H117ZM123 59L122 60H124V57H122ZM190 58V57H189ZM15 59V60H16ZM102 60L101 62H100V60ZM110 59H112V57L110 56ZM110 59H108V60H110ZM118 59H120V57L118 58ZM157 59V58H156ZM116 61V59H113V61ZM150 60H152V59H150ZM159 60V59H158ZM192 60V59H191ZM249 60V59H248ZM105 61V60H104ZM114 61V63L113 62H111L112 63V65L114 64L115 65V63L117 62H115ZM157 61V60H156ZM194 61V60H193ZM9 62H11V63H9ZM15 64H14V63ZM128 61H126V64H128L127 63ZM159 62V61H158ZM234 62V63H233ZM251 61H249V63H250ZM6 63H8V64H6ZM119 63H124V62H119ZM118 63V64H119ZM157 63V62H156ZM189 63V62H188ZM249 63H248V66H249ZM11 64V65H10ZM118 64H116L115 65V67H118V66H120V65H118ZM195 64V63H194ZM193 64V65H194ZM251 64V63H250ZM13 65V66H12ZM105 65H107V64H105ZM118 65V66H117ZM122 65V64H121ZM130 64H128V66H129ZM189 64H186V66H188ZM253 65H256V64H253ZM135 66V65H134ZM252 66V65H251ZM190 67V66H189ZM192 67V66H191ZM196 67V66H195ZM132 68V67H131ZM113 69V70H112ZM119 69V68H118ZM128 69V68H127ZM133 69V68H132ZM132 69H131V71H132ZM8 72H7V71ZM188 70V69H187ZM186 70V71H187ZM189 70H190V68H189ZM192 70H194V69H192ZM204 70H206V69H204ZM212 70V69H211ZM254 70H255V72H254ZM6 71V73H9V75L8 76H10V75H12L10 78L6 75V78H3V73ZM198 71H199V69H198ZM208 71V70H207ZM190 72V71H189ZM194 72V71H193ZM252 72H254V73H252ZM262 72V71H261ZM264 72V71H263ZM28 73V74H27ZM132 73H133V71H132ZM195 73V72H194ZM197 73V72H196ZM198 73H200V72H198ZM208 73V72H207ZM208 73V74H209ZM224 73V74H223ZM259 73V72H258ZM131 74V73H130ZM135 74V73H134ZM188 74V73H187ZM191 74V73H190ZM207 74V75H208ZM253 74V75H252ZM256 74V76H254ZM232 75H227V76H229V78H231V80L234 78ZM194 76V75H193ZM196 76V75H195ZM192 77V76H191ZM216 77V78H217ZM233 77V78H232ZM264 77V76H263ZM21 78V79H20ZM29 78H27V79H29ZM216 78H215V80H216ZM31 79V80H30ZM29 80L30 81H34V80H32V78H30ZM191 79V78H190ZM205 79V80H204ZM213 79V78H212ZM224 79H221V80H224ZM28 80V81H29ZM38 80L37 81H34V82H37L38 83ZM192 80V79H191ZM206 80H207V82H206ZM234 80V79H233ZM234 80V81H235ZM26 81V80H25ZM24 81V82H25ZM115 81V82H114ZM195 81H194V83H195ZM210 81H212V80H210ZM219 81V80H218ZM264 81V80H263ZM22 83V84H25V83ZM131 82V83H130ZM224 82H226V81H224ZM28 83V82H27ZM128 83V84H127ZM136 84H138L137 82H135ZM201 84H203L202 86H200ZM222 84H223V82H222ZM31 85V84H30ZM34 85V84H33ZM39 85V84H38ZM135 85V84H134ZM192 85V84H191ZM218 85V84H217ZM229 85V84H228ZM233 85V84H232ZM231 85V86H232ZM35 86V85H34ZM40 86V85H39ZM138 86V85H137ZM214 86H216L218 89H220V91H218V89L215 87L214 88ZM24 87V86H23ZM134 87V88H133ZM220 87V86H219ZM224 87H226V86H224ZM234 87V86H233ZM195 88H192V89H194L195 90ZM227 88V87H226ZM138 89V88H137ZM217 89V90H216ZM222 89H223V87H222ZM225 89V88H224ZM229 89V88H228ZM134 91V92H133ZM229 91H230V89H229ZM22 92H24L23 94H21ZM32 93V92H31ZM198 93H195V95L196 94H198ZM32 95V94H31ZM194 95V94H193ZM204 95H202V96H204ZM21 96V97H22ZM24 96H26V94L24 95ZM24 96H23V98H24ZM198 96V97H199ZM31 97V98H32ZM193 97V96H192ZM198 97H195L196 99L198 98ZM207 96H205V97H202V98H205L206 100H208L207 98H206ZM226 97V96H225ZM26 98H27V96H26ZM55 98V102H54V99ZM195 98H193V100L195 99ZM201 98V99H202ZM227 98V99H228ZM2 99H0V101L2 100ZM196 99L194 100V101H196ZM204 99V100H205ZM51 100H53V101H51ZM192 100V99H191ZM198 100V99H197ZM210 100V99H209ZM225 100V99H224ZM130 101V100H129ZM128 101V102H129ZM138 101V100H137ZM136 101V102H137ZM201 100H200V98H199V101L198 102H200ZM230 101V102H231ZM54 102V103H53ZM125 102V103H124ZM190 102V101H189ZM192 102V101H191ZM197 102V103H198ZM205 102V101H204ZM3 103H1V105L3 106ZM26 103V102H25ZM203 103V102H202ZM213 103V102H212ZM129 104H131L132 106H133V104L132 103H129ZM196 104V103H195ZM201 104V103H200ZM23 105V107L24 106H27V103H26V105H24V103L22 104ZM83 105V106H82ZM198 105H199V103H198ZM224 105V104H223ZM20 107H21V105H19ZM29 106H27V107H29ZM128 106V105H127ZM201 106H203V105H201ZM213 106V105H212ZM227 106V105H226ZM14 107H12V108H14ZM124 107H126V106H124ZM131 106H128L127 108L128 109H132V108H134V107H132V108H130ZM230 107V108H231ZM3 108L6 110L7 108H5V105L3 106ZM118 108V110H116ZM18 109V108H17ZM22 109V108H21ZM206 109H209V108H206ZM5 110H4V112H5ZM7 110V111H8ZM12 110H15V109H12ZM116 110V111H115ZM134 111H135V109H133ZM213 110V109H212ZM3 111V110H2ZM7 111H6V113H4L3 112V114L5 115V116H9V115H6L7 114ZM47 111H48V113H47ZM132 111V110H131ZM214 111V110H213ZM228 111V110H227ZM10 112H12L11 110H10ZM16 112H17V110H16ZM27 112H25V113H27ZM33 111H31L30 112V114L31 113H33V115L34 114H36V113H34ZM130 112V111H129ZM128 112V113H129ZM138 112H139V110H138ZM204 112V111H203ZM19 113V114H18ZM18 113H14L15 115H17L18 114V118H16L15 119V117H14V121L15 120H20L21 121V119L20 118H22V116H20L19 117V115H20V112H18ZM123 113V114H124ZM128 113L126 114H124V116L125 115H128ZM131 113V112H130ZM224 113V112H223ZM12 113H10V115H11ZM29 114V115H30ZM95 114H99L100 116H98L97 115V117H96V115ZM122 114V115H123ZM13 115V114H12ZM15 115H13V116H15ZM27 115H28V113H27ZM94 115H95V117H94ZM139 115H140V112H139ZM13 116H9L10 118L11 117H13ZM17 117V116H16ZM45 117V116H44ZM62 117L64 118V121L62 120ZM118 120H121V121H116L117 119ZM11 119H13V118H11ZM134 119H138V115H137V117H135ZM140 119V118H139ZM71 120L73 121V122H71ZM141 120V119H140ZM19 121V122H20ZM122 121H128V122H122ZM150 121V120H149ZM46 122V123H47ZM71 122V123H70ZM58 123V124H59ZM125 123V124H124ZM142 123V122H141ZM147 123V122H146ZM151 123V122H150ZM55 124H57V123H55ZM128 125V126H125V125ZM136 124V123H135ZM134 125V124H133ZM142 125H144V123L142 124ZM141 125V126H142ZM217 125H218V127H217ZM46 127H47V125H45ZM56 126V125H55ZM60 126H65L66 127V125H63V123H62V125L61 124H59V128H60V130H61V128L62 127H60ZM52 127H50V128H52ZM217 127V128H216ZM2 128V127H1ZM6 128V127H5ZM55 128H57V126L55 127ZM54 128V130H55V132H54V130H52V132H51V129H50V131H48V127H47V129L45 130V131H47L48 133H50L51 135H53L54 133H57V134H54L53 136H55V135H57V136H55V137H57V139H58V142H62L63 143V141L65 140V137L63 136L64 134H62L63 132H65V131H67L68 129H66L65 131H63V128H62V133H61V131L60 130H58V129H55ZM67 128V127H66ZM140 128V127H139ZM142 128V127H141ZM145 128V127H144ZM146 128H147V126H146ZM213 128V127H212ZM4 129V128H3ZM45 129V128H44ZM65 129V128H64ZM2 130V129H1ZM210 130H211V128H210ZM44 131V130H43ZM56 131H58L59 132V134H58V132H56ZM208 131V130H207ZM8 132V131H7ZM16 133H19L18 131H15ZM46 132V133H47ZM54 132V133H53ZM259 132V133H258ZM3 133H4V131H3ZM211 133V132H210ZM257 133V137H256V134ZM6 134H8V133H6ZM49 134V135H50ZM212 134V133H211ZM253 134H254V136L255 137H253ZM133 135V134H132ZM248 135H252V137H248ZM210 136V135H209ZM4 137H6V136H4ZM3 137V138H4ZM52 137V136H51ZM247 137L250 139V141H249V139L247 140ZM2 137H0V150H2L3 149V151L2 152H0V197L1 196H3L4 198L5 197H7L8 198V195H5V194H7L6 192H8V190H11L12 188L14 189L15 187H17V190H18V193L15 195L14 194V196H15V198L17 199L18 197H19V193L20 194H22V195H20V196H22L21 198H20V200H18V202H20V201H22L24 204H25V208H27L26 210L28 211V212H30L29 211V208H33V207H36L37 205H38V203H40V201L42 200V199H40V197H41V195L43 194H41V191H43L44 189H43V184H44V186H45V184L46 183H48L47 181H46V183H45V181L44 180H42V179H38V180H36V178H34V177H36V176H33L34 174H33V170H32V172H29V171H31L30 169H32L31 167H33L34 165L33 164H31V162H29V163H27V165H23V164H25V163H23L22 164V162H21V160H20V164H22L23 166H19L20 164H18V161L16 160V157L14 156V152H11L12 150H9V152H8V150L6 149V151L7 152H4L5 150H4V148H6L5 146V144L6 143H4V141H2V139H1ZM53 139H55L54 137H52ZM134 138V137H133ZM251 138H253V139H251ZM6 140V139H5ZM74 140V139H73ZM131 140H132V138H131ZM209 140V139H208ZM7 141V140H6ZM122 141H124V143H122ZM129 141V140H128ZM127 141V142H128ZM57 142V141H56ZM130 142V141H129ZM128 142V143H129ZM75 143V142H74ZM131 143V142H130ZM8 144V143H7ZM56 144L57 143H55V146H56ZM59 144H61V143H59ZM64 144V143H63ZM215 144V145H216ZM9 145V144H8ZM65 145V144H64ZM63 145V146H64ZM129 145V144H128ZM130 145H132V144H130ZM140 145V144H139ZM11 146V145H10ZM31 146V145H30ZM66 146V145H65ZM75 146V145H74ZM118 146V147H117ZM138 146V145H137ZM193 146V145H192ZM210 146V145H209ZM213 146V145H212ZM223 146V147H222ZM247 148H246V147ZM60 147H62V146H60ZM59 146L57 147V148H60ZM124 147H126V146H124ZM214 147V146H213ZM12 148V147H11ZM54 148H56V147H54ZM64 148V147H63ZM113 148V149H112ZM134 148V147H133ZM142 148V147H141ZM188 148V147H187ZM194 148V147H193ZM200 148V147H199ZM220 148V149H221ZM244 148H246L247 150H244ZM32 149H34V147H31V149L30 150H28V153H33V151H31ZM122 149V148H121ZM131 149H132V147H131ZM196 149V148H195ZM198 149V148H197ZM202 149H203V147H202ZM217 149V148H216ZM222 149V150H223ZM114 150V151H115ZM123 150H124V148H123ZM181 150V149H180ZM213 150V149H212ZM221 150V151H222ZM27 151V150H26ZM29 151H31V152H29ZM113 151V152H114ZM122 151V150H121ZM130 151V150H129ZM128 151V153L130 154V152ZM135 152H136V150H134ZM133 151V152H134ZM139 151V150H138ZM138 151H137V153H138ZM211 151V150H210ZM221 151H218V152H220V154H223ZM244 151L246 152V151H248V152H246V154L244 153ZM108 152V153H109ZM181 152V151H180ZM208 152H209V150H208ZM214 152V151H213ZM25 153V152H24ZM82 153V152H81ZM80 153V154H81ZM126 153V152H125ZM125 153H123V154H125ZM132 153V152H131ZM139 153H141V151L139 152ZM83 154V153H82ZM92 154H95V155H93L92 156ZM122 154V155H123ZM22 155V154H21ZM30 154H27L25 157H26V159L27 158H29L30 156H31V159L30 160H32V158L34 157V154H32V155H30ZM114 155V154H113ZM135 155V154H134ZM133 155V156H134ZM137 155V154H136ZM138 155H140V154H138ZM146 155V154H145ZM182 155V154H181ZM212 155V154H211ZM33 156V157H32ZM79 156V155H78ZM82 156V155H81ZM80 156V157H81ZM86 156V155H85ZM88 156V155H87ZM105 156V155H104ZM111 156H112V154H111ZM141 156V155H140ZM139 156V157H140ZM205 156H206V154H205ZM204 156V157H205ZM224 156V155H223ZM15 157V158H14ZM89 157V156H88ZM102 157V156H101ZM106 157H107V155H106ZM130 157H131V155H130ZM138 157V158H139ZM151 157H154V156H152L151 155ZM167 157H169L168 155H167ZM177 157V156H176ZM181 157V156H180ZM213 157V156H212ZM226 157V156H225ZM224 157V158H225ZM227 157V158H228ZM245 157V158H244ZM252 157H257L256 159L254 158V159H252ZM259 157H261V156H259ZM22 158H24V157H22ZM21 158V159H22ZM84 158V157H83ZM95 158V157H94ZM93 158V159H94ZM138 158H137V160H138ZM172 158H175V157H173L172 156ZM210 158V157H209ZM262 158H264V157H262ZM85 159V158H84ZM83 159V160H84ZM92 159V160H93ZM104 159V158H103ZM145 159V158H144ZM178 159V158H177ZM182 159V158H181ZM202 159V158H201ZM247 159H249V160H255V161H253V162H251V161H248L247 163H249L248 165L246 164V160ZM29 160V159H28ZM100 160H101V158H100ZM108 160H110L109 158H108ZM167 160V159H166ZM170 160V159H169ZM186 160V159H185ZM195 161H197L196 160V158L194 159ZM204 160V159H203ZM213 160V159H212ZM94 161V160H93ZM120 161V160H119ZM168 161V160H167ZM173 161H175V160H173ZM183 161V160H182ZM192 161V160H191ZM207 161V160H206ZM219 161V160H218ZM227 161V159L225 160V162ZM231 161V160H230ZM24 162V161H23ZM28 162V161H27ZM89 162H91V161H89ZM95 162H97L96 160H95ZM104 162H107V161H104ZM126 162V161H125ZM128 162V161H127ZM143 162V161H142ZM180 162V161H179ZM179 162H177V163H179ZM33 163H34V161H33ZM111 163V162H110ZM117 163V162H116ZM121 163V162H120ZM132 163V162H131ZM187 163V162H186ZM196 163V162H195ZM200 163V162H199ZM215 163V162H214ZM257 163H258V161H257ZM81 164V163H80ZM87 164H89V163H87ZM99 163H97V165H98ZM130 164V163H129ZM135 164V163H134ZM170 165H171V163H169ZM216 164V163H215ZM219 164H221V163H219ZM223 164V163H222ZM31 165H33V166H31ZM91 165H93V167H94V163L93 164H91ZM101 165V164H100ZM109 165V164H108ZM121 165H123V164H121ZM139 165V164H138ZM147 165V164H146ZM149 165V164H148ZM225 165V164H224ZM252 165H254V163L252 164ZM88 165H86V167H87ZM110 166H111V164H110ZM142 166V165H141ZM140 166V167H141ZM185 166V165H184ZM183 166V167H184ZM204 166V165H203ZM214 166V165H213ZM228 166V165H227ZM35 167V166H34ZM96 167V166H95ZM94 167V168H95ZM103 166H101L100 168H102ZM112 167V166H111ZM110 167V168H111ZM123 167H124V165H123ZM122 167V168H123ZM132 167V172H134L135 173V168L137 167V165L135 164L134 166H131ZM143 167V166H142ZM185 167H187V166H185ZM192 167H194V166H192ZM224 167V166H223ZM255 167V168H254ZM256 167L258 168V169H256ZM89 168H91V167H89L88 166V169ZM104 168V167H103ZM179 168V167H178ZM204 168H206V167H204ZM228 168V167H227ZM35 169V168H34ZM97 169V168H96ZM107 169H109V167L107 168ZM106 168H105V170H107ZM128 169H130V168H128ZM127 169V170H128ZM158 169V168H157ZM177 169V168H176ZM186 169V168H185ZM189 169V168H188ZM187 169V170H188ZM193 169V168H192ZM226 169V168H225ZM36 170V169H35ZM34 170V171H35ZM110 170V169H109ZM111 170H113V169H111ZM126 170V171H127ZM134 170V171H133ZM161 170V169H160ZM178 170V169H177ZM214 170V169H213ZM229 170V169H228ZM247 170V171H246ZM60 171H62V169L60 170ZM64 171V170H63ZM98 171V170H97ZM136 171H137V169H136ZM199 171V170H198ZM222 171V170H221ZM232 171V170H231ZM234 171H232V172H234ZM261 171H264L263 169H261ZM29 172V173H28ZM36 172V171H35ZM83 172H84V170H83ZM123 172H125V171H123ZM128 172H130V171H128ZM127 172V173H128ZM141 172V171H140ZM159 172V171H158ZM176 172H178V171H176ZM180 172V171H179ZM194 172V171H193ZM217 172V171H216ZM218 172H219V170H218ZM32 173V176L30 175ZM37 173V172H36ZM35 173V174H36ZM64 173V172H63ZM67 173V172H66ZM91 173V172H90ZM93 173H95L96 174V172H93ZM92 173V174H93ZM98 173V172H97ZM110 173H112V172H109V175L111 176L112 174H110ZM126 172H125V174H123L124 176H125V178H126V175H128ZM154 173V172H153ZM156 173V172H155ZM200 173V172H199ZM202 173V172H201ZM204 173H206V172H204ZM204 173H203V175H204ZM102 174V177H105V178H109L110 176L108 175V173L106 172V173H104V172H102L101 173ZM180 174H182V173H180ZM184 174V173H183ZM29 175V176H28ZM40 175V174H39ZM64 175H66L67 176V174H65L64 173ZM88 175V174H87ZM90 175V174H89ZM98 175V174H97ZM108 175V176H107ZM176 175H178V174H176ZM195 175V174H194ZM212 175V174H211ZM235 175V174H234ZM33 177L34 178V180L33 179H30L29 177ZM41 176V175H40ZM69 176V175H68ZM92 177H93V175H91ZM90 176V177H91ZM112 176H114V174L112 175ZM120 176V175H119ZM131 176V174H129V177ZM133 176V175H132ZM134 176H136L137 177V175H134ZM148 176H149V174H148ZM147 176V177H148ZM159 176V175H158ZM157 176V177H158ZM164 176V175H163ZM187 176V175H186ZM198 177H199V175H197ZM216 176H217V174H216ZM77 177V176H76ZM90 177L88 178V179H90ZM99 177H101V176H99ZM118 177V176H117ZM128 177V176H127ZM129 177H128V179H129ZM139 177V176H138ZM144 177V176H143ZM155 177V176H154ZM170 177V176H169ZM172 177V176H171ZM178 177V176H177ZM203 177V176H202ZM240 177V176H239ZM38 178V177H37ZM59 178V177H58ZM75 178V177H74ZM104 178V179H105ZM121 178V177H120ZM145 178H146V176H145ZM151 178V177H150ZM159 178H160V176H159ZM164 178V177H163ZM187 178H190V177H187ZM223 178V179H222ZM232 178V177H231ZM242 178V179H243ZM61 179H63V178H61ZM65 179V178H64ZM73 179V178H72ZM124 179V178H123ZM184 179V178H183ZM186 179V178H185ZM200 179H201V177H200ZM206 179H208V178H205V180ZM226 179V178H225ZM228 179V178H227ZM241 179V178H240ZM31 180V181H30ZM32 180L34 181V182H32ZM41 180V181H40ZM66 180V179H65ZM69 180V179H68ZM85 180V179H84ZM100 180V179H99ZM110 180V179H109ZM118 180V179H117ZM120 180V179H119ZM127 180V179H126ZM130 180H132V178L130 179ZM145 179H143V180H141V182L142 181H144ZM149 180V179H148ZM151 180H153V179H151ZM190 180V179H189ZM236 180H238V179H236ZM245 180V179H244ZM43 181V183H41ZM59 181V180H58ZM106 181H108V180H104V182H106ZM153 181H155V180H153ZM163 181V180H162ZM193 181V180H192ZM201 181V180H200ZM227 181V180H226ZM243 181V180H242ZM250 181V182H251ZM50 182V181H49ZM60 182V181H59ZM67 182V181H66ZM73 182H74V180H73ZM85 182V181H84ZM83 182V183H84ZM89 182V181H88ZM145 182H146V180H145ZM156 182V181H155ZM155 182H153L152 184H154ZM203 182V181H202ZM206 182V181H205ZM204 182V183H205ZM231 183H232V180L230 181ZM68 183V182H67ZM85 183H87V182H85ZM94 183V182H93ZM100 183V182H99ZM131 183V182H130ZM147 183H149V182H147ZM151 183V182H150ZM196 183H197V181H196ZM236 183V182H235ZM244 183V182H243ZM249 183V182H248ZM255 183V184H254ZM38 184H40V185H38ZM88 184H91V183H88ZM132 184V183H131ZM157 184V183H156ZM192 184H194V183H192ZM202 184V183H201ZM245 184H247V182L246 183H244L243 185H245ZM249 184H251V183H249ZM248 184V185H249ZM50 185V184H49ZM63 185V184H62ZM95 185V184H94ZM99 185V184H98ZM111 185H113V184H111ZM203 185H205V184H203ZM235 185V184H234ZM261 185V188L259 187ZM264 185V184H263ZM85 186V185H84ZM93 186V185H92ZM104 186H106V185H104ZM107 186H109V185H107ZM106 186V187H107ZM138 186V185H137ZM144 186V185H143ZM142 186V187H143ZM146 186V185H145ZM149 185H147V187H148ZM154 186V185H153ZM247 186V185H246ZM46 187V186H45ZM66 187H68V186H66ZM70 187V186H69ZM81 187H82V185H81ZM88 187V186H87ZM113 187V186H112ZM240 187V186H239ZM54 188V187H53ZM71 188V187H70ZM108 188L109 187H107L106 188V192H108L109 190H108ZM205 188V187H204ZM229 188V187H228ZM260 188V189H259ZM48 189H50V188H48ZM47 189V190H48ZM64 189V188H63ZM84 189H86V188H84ZM82 190V188L80 189V191L79 190H69V194H71L73 197H71V195L68 197V199L71 197V198H74V199H79L78 197H80L81 198V191H85V190ZM103 189V188H102ZM142 189V188H141ZM202 189V188H201ZM234 189V188H233ZM245 189V188H244ZM68 190H66V191H68ZM96 190H98V189H96ZM139 190V189H138ZM154 190V189H153ZM227 190V189H226ZM16 190L14 189V192H15ZM45 191H46V188H45ZM62 191H64V190H62ZM87 191V190H86ZM85 191V192H86ZM91 191V190H90ZM228 191H230V190H228ZM14 192H12V191H10V196H11V194L12 193H14ZM17 192V191H16ZM135 192V191H134ZM150 192V191H149ZM231 192H232V190H231ZM231 192H229V193H231ZM38 193H40L41 195L40 196H38L39 194ZM51 193H53L54 195H56V193H54V191L52 190V192ZM88 193V192H87ZM95 193V192H94ZM136 193V192H135ZM178 193V192H177ZM199 193V192H198ZM232 193H235V192H232ZM263 193V194H262ZM79 194V195H78ZM83 194V201L82 202H79L80 203V206L79 205H77V203H76V206H78V208H76V210H77V212H76V214L75 215H72L71 213V211H67L65 214H66V217H64V219L65 218H67V214L69 213V214H71L72 216H73V218H71V219H66V220H63V224L65 223V225H68V226H70L71 225V227H69V228H72V226H74V225H89V224H87V223H89V221L87 222V218L86 217H89V216H87V206H89L88 205V203L86 204V195H84V192L82 193ZM86 194V193H85ZM92 194V193H91ZM101 194V193H100ZM106 194V193H105ZM107 194H109V193H107ZM228 194V193H227ZM13 195V194H12ZM54 195H52V196H54ZM139 195V194H138ZM141 195V194H140ZM178 195H180L179 193H178ZM194 195H196V193L194 194ZM234 195V194H233ZM9 196V197H10ZM18 196V197H17ZM39 198H38V197ZM44 196V195H43ZM90 196V195H89ZM102 196V195H101ZM135 196V195H134ZM143 196V193H142V195L141 196H139L138 198H140V197H142ZM145 196V195H144ZM184 196V195H183ZM186 196V195H185ZM188 196V195H187ZM200 196V195H199ZM226 196V197H225ZM230 196H232V195H230ZM249 197V200H250V197H251V199H253L254 200V202H256L255 204H253L254 202L253 201H251L250 203H251V207H249V208H246V207H248V206H244V205H242L244 202H242V200L243 199H245L246 197ZM56 197V196H55ZM54 197V198H55ZM59 197V196H58ZM58 197H56V199L58 198ZM76 197V198H75ZM98 197V196H97ZM234 197V196H233ZM2 198V197H1ZM0 198V199H1ZM47 198V197H46ZM51 198V197H50ZM115 198V197H114ZM144 199L146 198V196L145 197H143ZM148 198V197H147ZM186 198V197H185ZM191 198H193L192 196H191ZM45 199V198H44ZM73 199V200H74ZM98 199V198H97ZM107 199H109L108 197H107ZM111 199V198H110ZM181 199V198H180ZM184 199V198H183ZM47 200V199H46ZM94 200V199H93ZM105 200V199H104ZM141 200V199H140ZM146 200V199H145ZM186 200H188V198L186 199ZM186 200H184V201H186ZM203 200V201H204ZM233 200V199H232ZM248 200V201H249ZM49 201H51V200H49ZM64 201V200H63ZM70 201V200H69ZM79 201H80V199H79ZM90 201H92V200H90ZM89 201V202H90ZM97 201V200H96ZM149 200H147V202H148ZM180 201H182V200H180ZM229 201V200H228ZM234 201V200H233ZM233 201H231L230 200V202H233ZM244 201V200H243ZM12 202V201H11ZM10 202V203H11ZM17 202V201H16ZM22 202H20V203H22ZM42 202H43V200H42ZM47 202V201H46ZM67 202H68V200H67ZM66 202V203H67ZM75 202H76V200H75ZM93 202V201H92ZM104 202H106V201H104ZM143 202V201H142ZM141 202V203H142ZM145 202V201H144ZM188 202V201H187ZM195 202H196V200H195ZM195 202L193 201V204H195ZM207 202H204V203H207ZM229 202V203H230ZM245 202L247 203V200H245ZM9 203V202H8ZM19 203V204H20ZM57 203V202H56ZM55 203V204H56ZM65 203V202H64ZM69 203V202H68ZM96 203V202H95ZM113 203H114V201H113ZM115 203H116V201H115ZM134 203V202H133ZM182 203V202H181ZM180 203V204H181ZM191 203V202H190ZM197 203V202H196ZM198 203H201V202H198ZM203 203V204H204ZM249 203V204H250ZM47 204V203H46ZM53 204V206H56V205H54V203H52ZM72 204H74V203H72ZM104 204V203H103ZM108 204V203H107ZM118 204V203H117ZM116 204V205H117ZM135 204H137V203H135ZM144 204V203H143ZM142 204V205H143ZM176 204V203H175ZM173 205V206H171L172 204H170L169 206H166V205H168V204H166L163 208H162V212H163V214H162V216L160 217H157V216H154V218H149V219H147L148 221H138V222H134V223H136V225L137 224H139V225H141V226H143V229H142V232L144 233V235H143V233H141V234H137V236L139 235V237H135L136 239L138 238V244H139V246H140V248L141 249H144L145 248V245H147V243L146 242H148V243H150V244H148V245H152L151 246V248H152V250H153V248L154 249H157V251H158V248L157 247H159L160 248V244L162 243V240L163 239H165L164 238V236H167L166 237V239L167 238H169L170 239V241H172L173 240V238H172V236H169L168 234L170 233L169 231H168V233H167V235H164V233H166V231L164 232V230H163V228H162V226L163 227H166V228H170L169 230L171 231V230H173V229H176V230H178V228L179 227H181L180 225L178 226V223L177 224H174V220L176 219L175 217H177L178 216V214L182 211V207L180 206V211H179V209H178V207H176V205ZM185 204V203H184ZM232 204V203H231ZM253 204V205H252ZM61 205V204H60ZM70 205V204H69ZM93 205V204H92ZM97 205V204H96ZM96 205H95V208H96ZM116 205H114V206H116ZM148 205H149V203H148ZM183 205V204H182ZM186 206L188 205V204H185ZM198 205V204H197ZM209 205V204H208ZM13 206V205H12ZM21 206V205H20ZM26 206H30L29 208L28 207H26ZM66 206V205H65ZM75 206V207H76ZM134 206V205H133ZM136 206V205H135ZM186 206H184L183 205V207H186ZM190 206V205H189ZM229 206H230V204H229ZM58 207V206H57ZM90 207V206H89ZM93 207H94V205H93ZM118 207V206H117ZM199 207V206H198ZM212 207V208H213ZM255 207V208H254ZM23 208V207H22ZM25 208H23V209H25ZM31 208V209H32ZM73 208V210H74V207H72ZM139 208V207H138ZM137 208V209H138ZM195 209H197L196 207H194ZM206 208V207H205ZM211 208V209H212ZM15 209H16V206H15ZM23 209H20V210H23ZM59 209V208H58ZM70 209V208H69ZM90 209V208H89ZM126 209H129V208H126ZM233 209V210H232ZM66 210V209H65ZM90 210H92V209H90ZM94 210V209H93ZM143 210V209H142ZM188 210H190V209H188ZM249 211L250 210V212H248V214L246 213V211ZM17 211V210H16ZM18 211H19V209H18ZM32 211H33V209H32ZM115 211V210H114ZM125 211H128V210H125ZM130 211V210H129ZM185 211V210H184ZM184 211L182 212V214L184 213ZM23 212V211H22ZM25 212V211H24ZM60 212V211H59ZM71 212V213H70ZM91 212V211H90ZM12 213V212H11ZM26 213V212H25ZM24 213V214H25ZM34 212H32V213H30V214H33ZM55 213V212H54ZM115 213V212H114ZM23 214V213H22ZM21 214V216L22 217H24V214L22 215ZM30 214H28V215H30ZM64 214V213H63ZM93 214V213H92ZM132 213L130 212V215H131ZM10 215V214H9ZM26 215V214H25ZM58 215V214H57ZM61 215V214H60ZM70 215V216H71ZM90 215V214H89ZM135 215V214H134ZM138 214H136V216H137ZM213 215V214H212ZM8 216V215H7ZM6 216V217H7ZM18 216H20V215H18ZM75 216V217H74ZM126 216H129V214L128 215H126ZM133 216V215H132ZM141 216V215H140ZM173 216H175L174 218H173ZM11 217H12V219H15L14 217H13V215H11ZM22 217H20L21 219H23ZM25 217H28V216H25ZM118 217H119V215H118ZM135 217V216H134ZM182 216L180 215V218H181ZM0 218H2V216H0ZM7 218H10V216H8ZM19 217H17L16 219H18ZM19 218V219H20ZM31 218V217H30ZM130 218V217H129ZM138 218H139V216H138ZM172 218L174 219V220H172ZM180 218H177V219H180ZM184 218V217H183ZM19 219L16 221V222H10V224H13L14 223V225H16L15 226V228H13V227H11L10 226V224L8 223V221H6V220H4V219H2V220H0V261L1 260H5L6 262H7V260H8V263L7 264H10V262L12 263V264H16V263H18L17 261H16V263H13V261L14 260H16V259H14V258H16V257H18V254H20V255H30L31 256V254H29L30 252L32 253V252H39L38 250H40V249H44V248H41L42 247V245L44 244V242H43V237L41 238V236H40V231H38L37 230V228H39V227H37L36 229L35 228H32L33 226H34V224L33 223H31V224H33L32 225V227L30 228V226H31V224H30V222H29V224H30V226H28L27 224V226H24V227H22V228H19V226H17V225H19L18 223V221H19ZM58 219H59V217H58ZM8 220H11V218L10 219H8ZM33 220V219H32ZM89 220V219H88ZM92 220V219H91ZM132 220V219H131ZM130 220V221H131ZM134 220H136V219H134ZM140 220V219H139ZM146 220V219H145ZM181 220H183V219H181ZM3 221V222H2ZM4 221H5V223H4ZM34 221V220H33ZM65 221V222H64ZM137 221V220H136ZM213 221V220H212ZM7 222V223H6ZM18 222V223H17ZM26 222H28V221H26ZM62 222V221H61ZM96 222V224H97V221H95ZM101 222V221H100ZM99 222V223H100ZM140 222V223H139ZM142 222L144 223V224H142ZM181 222V221H180ZM17 223V224H16ZM20 223H21V220H20ZM23 223V222H22ZM60 223V222H59ZM124 223V222H123ZM129 223V222H128ZM132 223H133V221H132ZM96 224H94L93 223V225H96ZM185 224H186V222H185ZM185 224L184 225H182L183 227H182V229L180 228V231L182 232V230L184 231V232H182L183 233V238H184V240H186L185 242H189V243H192V241L191 240H196V239H202L201 240V242L203 241V240H206L205 238L203 239L202 237H198V238H190V237H192L193 236V233L194 232H192V230H190V232H188V230L190 229V227L188 228V225H186L185 226ZM191 223H189V225H190ZM211 224V223H210ZM13 225V226H14ZM62 225V224H61ZM90 225H91V223H90ZM98 225V224H97ZM97 225H96V227H97ZM103 227H104V225H106V224H101ZM134 225V224H133ZM242 225V226H241ZM23 226V225H22ZM63 226V225H62ZM102 226H100V228H103ZM108 226V225H107ZM107 226H106V228H107ZM131 226V225H130ZM138 226V225H137ZM178 226V228H176ZM191 226V225H190ZM212 226H214V225H212ZM20 227H21V225H20ZM34 227H36V224H35V226ZM64 227V226H63ZM89 227H93V226H89ZM88 227V228H89ZM117 227V226H116ZM172 227H173V229H172ZM175 227V228H174ZM19 228V229H18ZM68 228V229H69ZM85 228H86V226H85ZM110 228H114V227H110ZM118 228V227H117ZM124 228V227H123ZM192 228V227H191ZM75 228H73V230H74ZM92 229V228H91ZM147 229H154V230H150L149 231V233H146L148 230ZM72 229H70L69 231H71ZM76 230H77V228H76ZM76 230L74 231V232H76ZM100 230V229H99ZM103 230H105V228L103 229ZM102 230V231H103ZM106 230H109V229H106ZM117 230V229H116ZM133 230V229H132ZM144 230V231H143ZM168 230V229H167ZM209 230V229H208ZM208 230H206V232L208 231ZM261 231L260 233H261V235H260V233L258 234L257 232V235L255 234V231ZM82 231V230H81ZM118 231V230H117ZM120 231V230H119ZM118 231V232H119ZM128 231V230H127ZM136 231H138V229L136 230ZM141 230H139L138 231V233L140 232ZM173 231H175V230H173ZM199 231V230H198ZM202 231V230H201ZM73 232V231H72ZM89 232V231H88ZM87 232V233H88ZM93 232V231H92ZM99 232V231H98ZM107 232V231H106ZM109 232H110V230H109ZM113 232V231H112ZM65 233H67V232H65ZM71 233V232H70ZM77 234L76 235H78L79 237H82V236H80L81 234H80V232L79 231H77L76 232ZM81 233H85V232H81ZM100 233V232H99ZM108 233V232H107ZM111 233V232H110ZM179 234V231L178 232H176L175 231V235H173V237L174 236H176V234ZM188 233H189V236L190 237H188ZM207 233H210L209 231L207 232ZM61 234V233H60ZM75 234V233H74ZM73 234V235H74ZM102 234V233H101ZM114 234H117V232L115 233H112L111 235L113 236ZM121 234L122 235H124L122 232L120 233V236H121ZM181 234V233H180ZM179 234V235H180ZM206 234V233H205ZM251 234L253 235V234H255V236L253 237V236H251ZM64 235V234H63ZM68 235H70V234H68ZM87 235V234H86ZM97 235H99V234H97ZM118 235V237H117V239L118 240H120L119 238V233L117 234ZM116 235V236H117ZM164 235V236H163ZM171 235V234H170ZM207 235H210V234H207ZM78 236H76L77 238H79ZM102 236V235H101ZM110 236V235H109ZM111 236V237H112ZM134 236V235H133ZM161 236H163V237H161ZM178 236V235H177ZM196 236V235H195ZM194 236V237H195ZM204 236H206V235H204ZM66 237H68L67 235H66ZM65 237V238H66ZM71 237V236H70ZM85 237H87L88 238V236H85V235H83V239H86ZM92 238H93V236H91ZM110 237V238H111ZM122 237V236H121ZM124 237V236H123ZM157 237V239H155ZM158 237L159 238H163V239H159L160 241H158ZM210 237H211V235H210ZM61 238V237H60ZM63 238V237H62ZM61 238V239H62ZM72 238H73V236H72ZM91 238V239H92ZM114 238L116 239V237H115V235H114ZM126 238V237H125ZM133 238V237H132ZM146 238H148V239H146ZM176 237H174V239H175ZM179 238V237H178ZM178 238H176V240L178 239ZM189 238V239H188ZM226 238H228V239H226ZM80 239V238H79ZM91 239H88V240H91ZM94 239V238H93ZM95 239H96V237H95ZM101 239V238H100ZM114 239V240H115ZM123 239V238H122ZM148 240V241H144V240ZM166 239H165V241H166ZM168 239V240H169ZM180 239V238H179ZM200 239H199V241H200ZM227 240V242H224V240ZM63 240V239H62ZM68 240V239H67ZM99 240V239H98ZM105 240V239H104ZM113 240V239H112ZM127 240H129V239H127ZM133 240V239H132ZM157 242H156V241ZM175 240V241H176ZM209 240V239H208ZM208 240H206V241H208ZM75 241H76V239H75ZM80 241L81 242H79L80 244L81 243H88L89 244V241H87V242H82V240L80 239ZM85 241V240H84ZM153 241H155L156 243H160V244H158V246H155V244H153ZM164 241V240H163ZM164 241V242H165ZM178 241V240H177ZM197 241V240H196ZM206 241H204V242H206ZM73 242H74V239H73ZM76 242H78V239H77V241ZM102 242V241H101ZM127 242V241H126ZM133 242V241H132ZM134 242H135V240H134ZM174 242V241H173ZM173 242H171V246H173L172 247V250L174 249V252H175V248L174 247H176L177 246V244H175V243H173ZM203 242V243H204ZM62 243V242H61ZM61 243H59L58 245H56L55 247H57V246H59ZM68 243V242H67ZM79 243H77V244H74L75 245V249L77 248V249H79L80 248V252H81V250H82V248H83V245H84V250H83V252H85L86 253V251H85V249H87V247H88V245L86 244V246H85V244H81V246L79 245ZM97 243H98V241H97ZM97 243H96V245H97ZM117 243V242H116ZM123 243V242H122ZM129 244L131 243V242H128ZM168 243V242H167ZM46 244V243H45ZM68 244H70V243H68ZM72 244V243H71ZM99 244V243H98ZM106 244H107V242H106ZM106 244H104L103 246H107ZM120 244V243H119ZM137 244V245H138ZM163 245H165L164 243H162ZM173 244H175L176 246H174ZM184 244V243H183ZM188 244V243H187ZM194 244H195V242H194ZM185 245H186V243H185ZM184 245V246H185ZM191 245V244H190ZM79 248H78V247ZM110 246V245H109ZM109 246H107V247H109ZM112 246H113V244H112ZM124 246H125V248L128 246V244H127V246H126V243H124ZM131 246H133V245H131ZM156 248H155V247ZM169 246V245H168ZM179 246V245H178ZM177 246V247H178ZM181 246V245H180ZM183 246V245H182ZM181 246V247H182ZM192 246V245H191ZM193 246V247H194ZM86 247V248H85ZM90 247V246H89ZM98 247H99V245H98ZM101 247H102V245H101ZM100 247V248H101ZM134 247V246H133ZM147 247V249H150V251L149 252H153V254L155 253V251L156 250H151V248L149 247V246H146ZM149 247V248H148ZM164 247H166V245L164 246ZM164 247H161L160 249H159V251H162L163 252V250H165V253L163 252L162 254L158 251V253H160V254H154V255H156V256H152L153 258L151 259L150 258V260H148V261H146V259L145 260H143L145 263L144 264H170L169 263V260L171 259V257H172V255H170V254H172V252H170L169 250H168V247H166L165 249H164ZM190 247V246H189ZM188 247V248H189ZM192 247V248H193ZM132 247H130V249H131ZM139 248V247H138ZM179 248V247H178ZM188 248H186L185 247V249H183V248H180V250L181 249H183V250H185V251H187L188 250ZM191 248V247H190ZM105 248H102V250H104ZM107 249V248H106ZM105 249V250H106ZM111 249V248H110ZM123 249V248H122ZM127 249H128V247H127ZM127 249H125V250H127ZM146 249V248H145ZM166 249H167V251H166ZM177 249V248H176ZM187 249V250H186ZM53 250V249H52ZM58 250V249H57ZM61 250V249H60ZM90 250V249H89ZM132 250V249H131ZM136 250V249H135ZM171 250V249H170ZM78 251V252H79ZM108 251V250H107ZM110 251V250H109ZM109 251L108 252H106V254L107 253H109ZM120 251V250H119ZM129 251V250H128ZM138 251V250H137ZM147 252H148V250H146ZM156 251V252H157ZM169 251V253H166V252H168ZM178 251H179V249H178ZM178 251H176V252H178ZM182 251V250H181ZM181 251H179V253L181 252ZM192 251V250H191ZM55 252V251H54ZM61 252H63V251H61ZM87 252H89V251H87ZM98 252H99V249H98ZM104 253H105V251H103ZM133 252H134V250H133ZM136 252V251H135ZM145 252V251H144ZM183 252L184 251H182L181 253L183 254ZM189 252V251H188ZM59 253V252H58ZM90 253V252H89ZM180 253V256L182 255ZM185 253V252H184ZM33 254V253H32ZM68 254V253H67ZM92 254V253H91ZM132 254V253H131ZM130 254V255H131ZM137 254V253H136ZM146 254V253H145ZM147 254H149V253H147ZM165 254H168V256L167 255H165ZM174 254V253H173ZM178 254V253H177ZM83 255H85V254H83ZM82 255V256H83ZM100 255V254H99ZM109 255V254H108ZM113 255H114V253H113ZM127 255V254H126ZM135 255V254H134ZM152 255V253L151 254H149V256L147 255V259H148V257H150ZM167 256V258H165V256ZM171 257H170V256ZM128 256V255H127ZM146 256V255H145ZM145 256H144V258H145ZM183 256V255H182ZM184 256H185V254H184ZM192 256V258H193V255H191ZM215 256V257H216ZM62 257V256H61ZM66 257H67V255H66ZM90 257V256H89ZM92 257V256H91ZM107 257V256H106ZM118 257V256H117ZM135 257V256H134ZM170 257V258H169ZM186 257V256H185ZM110 258V257H109ZM129 258H131V257H129ZM128 258V259H129ZM180 258V257H179ZM178 258V259H179ZM182 258V257H181ZM184 258V257H183ZM188 258V257H187ZM190 258V257H189ZM63 259V258H62ZM69 259V258H68ZM97 259V258H96ZM98 259L100 260V258H99V256H98ZM104 259H106V258H104ZM115 258H113V260H114ZM119 259V258H118ZM169 259V260H168ZM186 259V258H185ZM184 259V260H185ZM214 259V258H213ZM19 260H21V259H19ZM58 260V259H57ZM57 260H55L54 262H56ZM72 260V259H71ZM85 260V259H84ZM89 260V259H88ZM99 260H97V261H99ZM107 260V259H106ZM111 260H112V258H111ZM115 260H117V259H115ZM139 259H137L136 261H135V259H134V264L136 263V264H140V261L139 262H137ZM181 260V259H180ZM188 260V259H187ZM192 260V259H191ZM4 261V262H5ZM10 261V262H9ZM27 261V260H26ZM59 261V260H58ZM66 261V260H65ZM70 261V260H69ZM87 261V260H86ZM93 261V260H92ZM95 261V260H94ZM142 261V262H143ZM171 261V260H170ZM177 261V260H176ZM182 261V260H181ZM2 262V261H1ZM15 262V261H14ZM22 262V261H21ZM80 262V261H79ZM89 262V261H88ZM88 262H86V264H88ZM100 262V261H99ZM131 262V261H130ZM28 263V262H27ZM30 263H32V262H30ZM72 263V262H71ZM70 262L69 263H67V264H71ZM103 264V263H105V262H100V264ZM107 263H109V262H107ZM112 263V262H111ZM115 263V262H114ZM213 263H215V262H213ZM20 264V263H19ZM22 264V263H21ZM24 264H26V263H24ZM56 264H57V262H56ZM60 264H63V262H61ZM83 264H85L84 262H83ZM99 264V263H98ZM133 264V263H132ZM142 264V263H141ZM187 264V263H186ZM208 264V263H207ZM212 264V263H211ZM216 264V263H215Z\"/></svg>",
  "mask_w": 264,
  "mask_h": 264
}]
</instances>
